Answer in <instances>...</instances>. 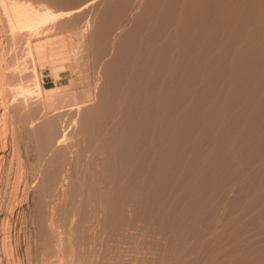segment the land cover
I'll return each instance as SVG.
<instances>
[{"label": "bare ground", "instance_id": "bare-ground-1", "mask_svg": "<svg viewBox=\"0 0 264 264\" xmlns=\"http://www.w3.org/2000/svg\"><path fill=\"white\" fill-rule=\"evenodd\" d=\"M67 2H68V0H66ZM79 1V0H78ZM81 1V0H80ZM79 1V2H80ZM91 1V0H90ZM103 1L104 0H102V3H103ZM112 1V0H111ZM114 1H116V0H114ZM119 1V0H118ZM126 0H124V2H125ZM131 1V0H130ZM136 1V0H135ZM134 1V2H135ZM138 1V0H137ZM149 1H151V2H153L152 0H149ZM158 1H160V0H158ZM158 1H157V3H158ZM66 2V3H67ZM73 2V0L72 1H70L69 2V4L71 5V3ZM82 2L83 1H81V4H82ZM88 2H89V0H88ZM87 2V0H86V3H88ZM108 2H109V0H108ZM120 2H121V0H120ZM126 2H128V1H126ZM125 2V3H126ZM132 2V1H131ZM144 2V1H143ZM148 2V1H147ZM150 2V4L149 3H147V4H149V6H148V10H149V8H151L152 6H151V4H154L155 5V3H151ZM154 2H156V1H154ZM63 3H64V1L63 0H0V8H2V10H3V12L2 11H0V14H1V12L4 14H1L2 16V18L4 19V16H5V23H6V26L5 27H7V29L9 30V36H7L6 35V37L5 38H7V37H10V35L12 36V38H17L18 37V34H17V32H21L22 33V29H23V31H24V29H25V32H26V30L27 31H32V29H36V28H40V27H47V25H49L50 24V22L51 21H55V20H58V18L60 17V18H62L61 16H63V15H65L66 13H68V12H66L63 8H64V5H63ZM75 3V2H74ZM83 3H85V2H83ZM94 3V2H93ZM93 3H92V6H93ZM98 3V2H97ZM104 3H107L106 1L104 2ZM115 3V2H114ZM119 2H117V4H118ZM124 3V4H125ZM133 3V2H132ZM137 3V2H136ZM145 3H146V1H145ZM161 3V5L158 3L157 5H160V7H158V9H155L153 12V14H151L150 15V13L149 12H147L146 11V9H143V10H145V12L144 13H149L147 16L148 17H150V16H152L150 19L149 18H147V20L149 21V24H147L148 25V27H149V30H146V32L147 31H149L148 32V34L145 32V35L146 36H143L142 37V35H140V36H138V37H136V40L134 41V42H132V40L133 39H131V40H129V41H131L130 43L128 42V40L126 41V42H128V47H125L126 45H124V47L121 49L120 47V51H119V53H117V52H115V54H117V60H119V64H116L115 65V69L114 68H110V69H114L116 72H115V75H112V76H114V77H112V80H108V78L106 79V82H110V87L108 86V83H106L107 84V86H108V89L110 88L111 89V91H109V92H112L113 94V96H112V99H113V104L115 103V102H118V97L116 96V94L117 93H119L120 92V90H121V93H122V90L124 89V88H122V89H120L121 87H125V85L127 86L123 91V96H120V99H121V97H123L122 98V100H119V102H121V101H123V106L122 105H117V110H118V107L119 106H122L123 107V112L121 113V114H123V116H121V118L122 117H124V119H125V121H126V124H125V127H122L121 126V128H123V129H120V130H118V131H115V133L111 136V138L109 139L110 140V142H109V144H105V142H103L102 141V146H104L103 145V143L106 145V146H108V145H112V143H111V141H113V140H115L114 141V143L116 142V145H117V143L118 142H120V144L119 145H121V147L120 146H118L119 148H120V150L119 151H117V152H115L116 154H112L111 153V149L108 147V148H106L107 149V151H105V152H107L106 154H109V156H110V154H112V156L114 155V158L116 159V162H115V160H114V158L112 159V160H114L113 162H115L114 164H110V167L108 166V164H107V166L110 168V169H112V170H116V172H119V171H124V169H126V167H128L129 166V164L126 162L127 161V159H130L131 161H129V162H134L135 164H136V166H135V168H134V170H129V172L127 171V173L128 174H126L127 176H129V180L127 181V179H126V182L127 183H124L125 185H123V186H121L122 188H123V190H124V194L123 195H125L124 197H122V195H120L121 196V199L123 200V202H120L119 203V201H118V203H116L117 204V206H115V207H118V204H120L121 205V207L119 206V208H120V210H122V205H125V204H127L129 201H132V200H130L129 199V201H128V198L130 197L129 196V194H128V192H130V191H128L127 192V190H128V188L130 187V185H132V184H136V183H143L144 184V186L145 187H143L142 189L144 190V191H149V194L147 193V195H149V197H147V199H142V200H144V201H141L140 203V207H142V209L143 210H141V212H142V215L145 213V214H147V215H150V219L147 221V222H150V220H155V221H158L162 226H170L171 228H174L175 227V224H174V220L176 219L175 217H174V220H173V216H170L171 217V219L170 218H168V216L166 217L165 215H164V211L162 212L161 211V208H162V206L163 205H167V203L168 204H172V205H176L177 204V202H179V201H177L178 199H179V194L181 193H179V187H181V185H189L190 187H192V189L194 190V194H196V192H197V194H199V189L200 188H202V187H206V188H208V195L210 196V197H212L211 195L212 194H215V192H214V190H215V188L217 189L218 187V185H221V183L219 184V180H220V177L219 176H221L222 174H223V169L225 168L226 170H231L232 168L231 167H233L234 166V158L235 157H237L238 156V153H241V149H243V147L240 149L239 147H241V145H243V144H250L249 146L252 148V154H251V156H253V158L254 157H257L258 155H261V154H264L263 152H264V0H162V2H160ZM56 4V5H55ZM59 4V5H58ZM60 4H62L63 5V8L61 7L62 5H60ZM96 4V3H95ZM95 4H94V6H95ZM99 4V3H98ZM131 4V3H130ZM129 4V5H130ZM141 4V3H140ZM147 4H145V6H147ZM69 5V7H71V9L70 10H72L71 12H74L73 10H74V8H75V6H73V5H71L70 6ZM77 5H78V3H77ZM108 5H110V3L108 4ZM123 5V4H122ZM68 6V5H67ZM91 6V7H92ZM117 6V5H116ZM121 6V5H120ZM119 6V7H120ZM127 6V5H126ZM130 6H133V4L132 5H130ZM139 6V4L137 5V7ZM151 6V7H150ZM86 7V6H85ZM109 7V6H108ZM113 7V6H112ZM118 6L116 7V8H119ZM122 7V6H121ZM125 7V6H124ZM129 7V6H128ZM137 7H135V8H137ZM143 6H141L140 7V10H141V8H142ZM156 7V6H155ZM78 7H76V9H77ZM106 8V7H105ZM104 8V9H105ZM110 9V11H111V7H109ZM134 8V7H133ZM147 8V7H146ZM153 8V7H152ZM76 9H75V12L76 13H78L77 11H76ZM94 9V11H95V8H93ZM101 9V8H100ZM104 9H103V13H104ZM107 9V8H106ZM123 9V8H122ZM83 10H85V9H83ZM108 10V11H109ZM113 10V9H112ZM126 10H128V9H126ZM135 10V9H134ZM138 10V9H137ZM151 10V9H150ZM69 11V10H68ZM86 11V10H85ZM90 11H91V9H90ZM107 11V10H106ZM118 11V10H117ZM119 11H120V8H119ZM125 11V10H124ZM129 11H131V10H129ZM80 12V11H79ZM102 12V11H101ZM100 12V13H101ZM135 12H136V10H135ZM137 12H139V11H137ZM137 12H136V14H137ZM141 12V11H140ZM75 13V14H76ZM82 13V12H81ZM107 14H108V12H106ZM110 13V12H109ZM111 13H113V14H116V12L114 13V12H111ZM128 13V12H127ZM143 13V12H142ZM144 13H143V15H144ZM69 14V13H68ZM74 14V13H73ZM80 14V13H79ZM84 14H86V13H84ZM124 14V13H123ZM141 14V13H140ZM139 14V15H140ZM70 15V14H69ZM68 15V16H69ZM78 15V14H77ZM95 15V14H94ZM105 15V14H104ZM112 15V14H111ZM80 16V15H79ZM84 16V15H83ZM91 16H92V14H91ZM101 16V15H100ZM109 16V15H108ZM124 16V15H123ZM146 16V14H145V16H144V18L142 19V15H140L139 17H138V20H137V23H135L136 25V27H135V29H134V27H133V29H134V31L133 32H129V33H126L127 35H128V37H131L133 34H137L138 35V32L140 31V30H142V31H144L142 28L144 27H142L141 28V25H142V22H143V20L147 17ZM153 16H155V22H153L152 20L154 19V17ZM0 17V18H1ZM78 17V16H77ZM82 17V16H81ZM81 17H80V21L82 20L81 19ZM87 17V16H86ZM93 17V16H92ZM107 17V16H106ZM105 17V18H106ZM114 17V19H115V17L116 16H113ZM59 18V19H60ZM65 19H66V17H64ZM95 18V17H94ZM101 18V17H100ZM102 18H104V17H102ZM124 18V17H123ZM129 18V17H128ZM153 18V19H152ZM64 19V20H65ZM84 19V18H83ZM108 19V18H107ZM107 19H104L105 21L107 20ZM110 19V18H109ZM118 19V18H117ZM117 19H116V21H117ZM136 19V18H135ZM60 20H62V19H60ZM100 20H102V19H100ZM125 20V19H124ZM59 21V20H58ZM103 21V20H102ZM112 21V20H111ZM111 21H108V22H111ZM127 21H129V20H127ZM131 21V20H130ZM152 21V23H150ZM56 22V21H55ZM61 22V21H60ZM63 22V21H62ZM68 22V21H67ZM101 22V21H100ZM118 22V21H117ZM120 22V21H119ZM135 22V21H134ZM144 22H147L146 21V19L144 20ZM143 22V23H144ZM4 22H3V24H5ZM63 23H65V22H63ZM70 23H71V21H70ZM70 23H67V27H68V24L70 25ZM104 23V22H103ZM106 23V22H105ZM128 23V22H127ZM132 23V22H131ZM1 20H0V28H1ZM98 24H99V22H98ZM97 24V25H98ZM101 24H102V22H101ZM113 24V23H112ZM130 24V23H129ZM129 24H128V26H129ZM171 24H172V26H171ZM59 25V24H58ZM61 26H62V24H60ZM83 25V24H82ZM89 25V24H88ZM96 25V26H97ZM104 25V24H103ZM117 25V24H116ZM120 25V24H119ZM122 25V24H121ZM173 25H174V28L175 29H173V30H170V29H168V27L169 26H171V27H173ZM61 26H60V28H61ZM72 26V25H71ZM108 26V25H107ZM118 26V25H117ZM123 26V25H122ZM122 26H121V28H122ZM130 26H131V24H130ZM145 26H146V23H145ZM53 27H55V26H53ZM64 27H65V25H64ZM86 27V26H85ZM101 27H102V25H101ZM109 27H110V25H109ZM132 27V26H131ZM171 27H169V28H171ZM74 28V27H73ZM99 29H100V27H98ZM111 28V27H110ZM114 28V27H113ZM118 28V27H117ZM141 28V29H140ZM147 28V26L146 27H144V29H146ZM4 29V28H3ZM3 29H0V30H3ZM45 29V28H44ZM51 29V28H50ZM59 29V28H58ZM86 29V28H85ZM104 28H102V30H103ZM108 29V28H107ZM107 29H105L104 30V32H106V30ZM115 29V28H114ZM114 29H110V30H114ZM120 29V28H119ZM125 29V28H124ZM151 29V30H150ZM52 30V29H51ZM56 30H57V28H56ZM101 30V29H100ZM102 30L100 31L101 33H103L102 32ZM127 30V29H126ZM129 30H130V28H129ZM175 30V31H174ZM36 31V30H35ZM38 31V30H37ZM86 31V30H85ZM93 31V30H92ZM99 31V30H98ZM97 31V32H98ZM108 31V30H107ZM117 31H119V30H117ZM121 31V30H120ZM132 31V30H131ZM171 31H173V32H171ZM6 32V31H5ZM38 32H40V31H38ZM52 32V31H51ZM57 32V31H56ZM59 32V31H58ZM78 31H76V33H77ZM88 32V31H87ZM89 32H91L90 30H89ZM127 32V31H126ZM141 32V31H140ZM139 32V33H140ZM1 33V32H0ZM43 33H45V32H43ZM49 33V32H48ZM53 33V32H52ZM71 33H73V32H71ZM74 33H75V31H74ZM107 33V32H106ZM122 33V32H121ZM133 33V34H132ZM143 33V32H142ZM141 33V34H142ZM2 34V33H1ZM7 34V33H6ZM17 34V35H16ZM23 34H27V33H23ZM34 34V33H33ZM78 34V33H77ZM77 34H76V38H77ZM109 34V33H108ZM114 34L116 35L117 34V32H114ZM113 34V35H114ZM16 35V36H15ZM82 35V34H81ZM85 34L83 33V36H84ZM100 35V34H99ZM102 35V34H101ZM103 35H104V33H103ZM103 35H102V37H103ZM111 35V34H110ZM113 35H111V36H113ZM19 36H20V34H19ZM24 36H26V35H24ZM27 36H28V34H27ZM31 36V35H30ZM29 36V37H30ZM41 36V35H40ZM74 36V34H72V37ZM86 36V35H85ZM84 36V37H85ZM104 36H106V35H104ZM123 36H125V35H123ZM39 37V36H38ZM69 37V36H68ZM71 37V38H72ZM83 37V38H84ZM91 37V36H90ZM102 37H101V39H102ZM114 37V36H113ZM112 37V38H113ZM122 37V36H121ZM127 37V36H126ZM125 37V38H126ZM127 37V38H128ZM5 38H3V39H5ZM11 37H10V39H12ZM15 38V40H17ZM24 39L26 38V37H23ZM59 38V37H58ZM73 38H75V37H73ZM72 38V39H73ZM108 38V37H107ZM111 38V37H110ZM110 39V40H113V39ZM2 39V40H3ZM55 39V38H54ZM57 39V38H56ZM78 39H79V37H78ZM80 39H82V38H80ZM100 39V40H101ZM106 39V38H105ZM115 39V38H114ZM121 39H123V38H121ZM7 40V39H6ZM15 40H13V41H15ZM22 40V39H21ZM21 40H20V43H21ZM57 40H60V39H57ZM56 40V41H57ZM74 40V39H73ZM83 40V39H82ZM81 40V41H82ZM117 40V39H116ZM5 41V40H4ZM19 41V40H18ZM27 41V40H26ZM46 41L47 40H45L44 41V43H45V45H48V43H46ZM51 40L49 39L48 40V42L49 43H51L50 42ZM55 41V40H54ZM55 41V42H56ZM71 41V40H70ZM107 41V40H106ZM122 41V40H121ZM124 41V40H123ZM161 41V42H160ZM8 42V41H7ZM7 42H5L6 44H7ZM15 42H17V41H15ZM14 42V43H15ZM60 42V41H59ZM78 42V41H77ZM90 42V41H89ZM108 42V41H107ZM112 42V41H111ZM158 42H160L159 44V46L157 47L156 45H155V47H153L154 48V55L153 56H148V58H150L149 60H147V57H145L146 59L145 60H147V63L145 64V63H143L142 61H137V60H135V58L136 57H134V60H135V62H133V60H132V58L133 57H131V52L135 49V48H137L138 50H140V49H142V47L144 48L145 46L147 47L145 50H147L148 49V47L150 48L154 43L155 44H157ZM13 43V44H14ZM18 44H19V42H17ZM44 43L42 42V44L41 45H37V46H35L34 44V47H36V50H38L39 51V53H40V49H42L43 48V45H44ZM82 43V42H81ZM84 43L85 42H83L82 44L84 45ZM93 43H94V41H93ZM103 43V42H102ZM106 43V42H105ZM118 43H120V41L118 42ZM118 43H116V44H118ZM12 44V43H11ZM10 44V45H11ZM17 44V45H18ZM23 44V43H22ZM21 44V45H22ZM29 44H31V43H29ZM71 44H72V42H71ZM92 44V43H91ZM101 44V43H100ZM111 44V43H110ZM115 44V45H116ZM25 45V44H24ZM53 45V44H52ZM72 45H74V44H72ZM89 45H90V43H89ZM106 45V44H105ZM104 45V46H105ZM114 45V44H113ZM7 46H9L8 44H7ZM75 46V45H74ZM73 46V47H74ZM79 46H80V43H79V45H77V47L78 48H76V50L78 49L79 50ZM92 46V45H91ZM94 46V45H93ZM102 46V45H101ZM100 46V47H101ZM108 45H106V47H107ZM110 46H112V44L110 45ZM109 46V47H110ZM118 46V45H117ZM154 46V45H153ZM13 47H16V46H13ZM22 47V46H21ZM29 47V46H28ZM45 47V46H44ZM76 47V46H75ZM80 47H82L83 48V46L81 45ZM84 47H86V46H84ZM98 47L99 46H97V48H96V50H98ZM45 48H47V47H45ZM45 48H43L44 50L43 51H45ZM62 48V47H61ZM126 50H125V49ZM2 49V48H1ZM7 49H9V48H7ZM24 48H22V50H23ZM35 49V48H34ZM103 49V48H102ZM106 49V48H105ZM115 49V48H114ZM126 51V53L125 52H122V51H124V50ZM137 49H135V50H137ZM150 49H152V47L150 48ZM36 50H34V51H36ZM53 50V49H52ZM75 50V49H74ZM75 50V51H76ZM137 50V51H138ZM144 50V49H143ZM4 51V50H3ZM2 51V52H3ZM9 51V50H8ZM8 51H6V52H8ZM10 51H12V50H10ZM25 51V50H24ZM27 51V50H26ZM29 51V50H28ZM37 51V52H38ZM47 51V50H46ZM81 51V50H80ZM90 51V50H89ZM112 51V50H111ZM110 51V52H111ZM150 51V50H149ZM152 51H153V49H152ZM151 51V53H153ZM172 51H174V55H173V57H170V55H169V53L171 52L172 53ZM5 52V51H4ZM15 52V51H14ZM30 52V51H29ZM41 52H42V50H41ZM66 52V51H65ZM82 52V51H81ZM98 52V51H97ZM106 52H108V51H106ZM109 52V53H110ZM144 52V51H143ZM142 52V53H143ZM1 53V52H0ZM24 53V52H23ZM26 53V52H25ZM24 53V54H25ZM48 53V52H47ZM82 53H84V52H82ZM91 53V52H90ZM89 53V54H90ZM99 53V52H98ZM113 53V52H112ZM122 53H123V55H122ZM126 55H125V54ZM137 53V52H136ZM146 53V52H145ZM170 53V54H171ZM5 54V53H4ZM8 54V53H7ZM10 54H13V53H11L10 52ZM49 54V53H48ZM80 54V53H79ZM85 54V53H84ZM104 54V53H103ZM102 54V55H103ZM134 54V56H136V54L135 53H133ZM132 54V55H133ZM139 54H140V52H139ZM173 54V53H172ZM172 54H171V56H172ZM3 55V54H2ZM14 55V54H13ZM72 55V54H71ZM75 55V54H74ZM77 55V54H76ZM95 54H93V56H94ZM148 55V54H147ZM48 55H46V57H47ZM68 56V55H67ZM82 56V55H81ZM98 56H100L101 57V55H98ZM137 56H138V54H137ZM139 56H141V55H139ZM138 56V57H139ZM1 57V61H3L2 60V56H0ZM10 57V56H9ZM14 57H15V55H14ZM38 57V56H37ZM40 57V56H39ZM43 57V56H42ZM75 58H78L79 56H74ZM97 57V56H96ZM111 56L110 55H108V58H110ZM19 58V57H18ZM20 58H22V57H20ZM20 58H19V60H20ZM50 57H48L47 58V60L49 59ZM74 59L73 57H71L70 56V59ZM81 58V57H80ZM79 58V59H80ZM115 58V57H114ZM144 58V57H143ZM173 58V59H172ZM11 59H13V56H12V58ZM25 59V58H24ZM69 59V61H71ZM79 59H78V62H79ZM96 59V58H95ZM115 59V60H116ZM142 59V58H141ZM173 61H172V60ZM16 60V62L14 63V64H16L17 63V59H15ZM18 60V61H19ZM22 60V59H21ZM50 60V59H49ZM100 60V59H99ZM103 60H104V58H103ZM110 60V59H109ZM116 60V61H117ZM143 60V59H142ZM25 61H27V60H25ZM25 61H22L23 63H25ZM77 61V60H76ZM105 61V60H104ZM112 61H113V58H112ZM121 61V62H120ZM136 61L137 62H139V63H136ZM78 62H76L77 64H78ZM103 62V61H102ZM106 62V61H105ZM109 62V61H108ZM144 64V65H146L145 66V68L144 69H142L143 67L141 66V68L139 69V71H137V73L140 75V79L139 80H136V79H134L133 78V76L134 75H131L132 74V72H131V66L133 65V63H136V65L137 64ZM2 63V62H1ZM6 63H8V62H6ZM12 63V62H11ZM21 63V62H20ZM26 63H29V60H28V62H26ZM47 63V62H46ZM73 63H74V61H73ZM75 63V64H76ZM80 63V62H79ZM107 63V62H106ZM13 64V65H14ZM105 64V63H104ZM141 64V65H142ZM2 65V64H1ZM1 65H0V67H1ZM11 65V64H10ZM81 65H83L82 63H81ZM101 65V64H100ZM110 65H111V63H110ZM136 65H133V66H136ZM4 66H5V62H4ZM6 66H9V65H6ZM12 66V65H11ZM15 67H16V65H14ZM18 66V65H17ZM21 67L20 68H22V65H20ZM24 66H26V65H24ZM52 66V65H51ZM107 66H109V64L107 65ZM28 67V66H27ZM31 67H32V65H31ZM81 67H83V66H81ZM100 67V66H99ZM138 67V66H137ZM136 67V68H137ZM12 68H13V66H12ZM11 68V70H14V69H12ZM26 68V67H25ZM33 68H34V66H33ZM78 68H79V66H78ZM98 68V67H97ZM107 69H108V67H106ZM106 68L104 67V69L106 70ZM7 69H9V67H7ZM7 69H5L4 70V68H3V70L5 71V72H7ZM17 69V68H16ZM27 70H28V68H26ZM25 69V70H26ZM31 69V68H30ZM80 69V68H79ZM79 69H78V71H79ZM99 69V68H98ZM104 69H102L103 70V73H104ZM137 69V70H138ZM0 70H2L1 68H0ZM2 70V71H3ZM19 70H21V69H19ZM32 70V69H31ZM76 70V69H75ZM83 70H84V67H83ZM82 70V71H83ZM33 71V70H32ZM85 71V70H84ZM107 71V70H106ZM109 71V70H108ZM111 71V70H110ZM1 72V71H0ZM9 72H12V71H9ZM9 72H7V74L9 73ZM17 72V71H16ZM15 72V73H16ZM20 72V71H19ZM22 72V71H21ZM24 72V71H23ZM23 72H22V74H23ZM26 72V71H25ZM29 73L31 72V71H28ZM28 72H26V73H28ZM34 72V71H33ZM52 72V71H51ZM59 72V71H58ZM79 72H81V71H79ZM79 72H77V74L79 73ZM97 72V71H96ZM14 73V72H13ZM13 73H11V76H12V74ZM85 73H87V72H85ZM84 73V74H85ZM109 73V72H108ZM3 74V73H2ZM1 74V75H2ZM18 74V73H17ZM20 75H22L21 73H19ZM52 74V73H51ZM82 74V73H81ZM84 74H82L83 76H84ZM114 74V73H113ZM165 74H168V75H173L174 76V78H171V79H173V80H171V81H169V80H166L168 77H166V79H164V78H161V76L162 75H164V76H166ZM16 75V74H15ZM105 75V74H104ZM167 75V76H168ZM7 76V75H6ZM31 76H33V75H31ZM98 77H99V75H97ZM107 76V75H106ZM109 76V75H108ZM163 76V77H164ZM177 76V77H176ZM4 77V76H3ZM8 77V76H7ZM9 77H10V75H9ZM17 77V76H16ZM30 77V76H29ZM33 77H35V76H33ZM78 77H80V76H78ZM77 77V78H78ZM82 77V76H81ZM87 77V76H86ZM139 77V76H138ZM171 77V76H170ZM0 78H2L1 76H0ZM11 78H13V77H11ZM15 78V77H14ZM13 78V79H14ZM19 78V77H18ZM23 78V77H22ZM27 78V77H26ZM83 78V77H82ZM16 79V78H15ZM14 79V80H15ZM25 79V78H24ZM24 79H21V80H24ZM85 79V78H84ZM83 79V80H84ZM0 80H2V79H0ZM4 80V79H3ZM8 80V79H7ZM7 80H6V82H7ZM14 80H12L13 82H14ZM30 80H31V78H30ZM36 80H37V77H36ZM35 80V81H36ZM87 80H89L88 78H87ZM96 80H97V78H96ZM105 80V79H104ZM5 81V80H4ZM11 81V80H10ZM26 81H29V80H26ZM78 81V80H77ZM9 82V81H8ZM16 82H18V81H16ZM30 82V81H29ZM33 82V81H32ZM38 82V81H37ZM83 82V81H82ZM4 83V82H3ZM24 83V82H23ZM22 83V84H23ZM87 83V82H86ZM85 83V84H86ZM95 83H96V81H95ZM98 83V82H97ZM15 82H14V87H15ZM29 83H27L26 85H28ZM36 84H38V83H36L35 82V86H36ZM73 84V83H72ZM81 84H83V83H81ZM105 84V85H106ZM133 84H138V89H134L133 88ZM4 85V84H3ZM11 84H9V86H10ZM19 85H21V83L20 84H18V85H16V88H18V89H22L21 88V86H19ZM24 85V84H23ZM31 86H32V84H30ZM34 85V84H33ZM76 85V84H75ZM78 86H79V84H77ZM12 86V85H11ZM10 86V87H11ZM20 88H19V87ZM38 86V85H37ZM36 86V87H37ZM81 86V85H80ZM79 86V87H80ZM92 86H94V85H92ZM96 86V85H95ZM99 86H101V85H99ZM103 86H104V84H103ZM106 86V87H107ZM135 87L137 86V85H134ZM6 87V86H5ZM10 87H8V85H7V89L8 90H10L9 88ZM34 87V86H33ZM35 87V88H36ZM105 86L103 87L104 89L106 88ZM40 88V87H39ZM38 87L36 88V90H38L39 89ZM65 89L66 87H62V89ZM67 88H69V86H67ZM66 88V89H67ZM72 88H73V86H72ZM77 88V87H76ZM87 88V87H86ZM92 88H95V87H92ZM101 88V87H100ZM102 88V89H103ZM133 88V89H132ZM137 88V87H136ZM4 89L5 88H3L2 86H1V81H0V165H2L3 164V162H5L6 161V159L8 158V149L6 148L7 147V145H6V143L4 144V142L1 140L2 139V136H4L5 135V133H6V131H8V128L10 127L9 126V124L11 125V123H9V120L11 121L12 120V115H11V118H9V115L10 114H12V112L13 111H11L10 113H8L11 109H13V110H15V108H17V107H20V105L19 106H17V107H15L14 105V107L13 108H11L10 110H9V108L7 107V104H6V102H8V101H6L5 99V97H4V92L6 91H4ZM59 89V88H58ZM62 89H60V90H57L58 91V93H59V91H60V93L62 92V91H64V90H62ZM88 89V88H87ZM87 89H85V93H84V90H83V93L81 92V94H83V97L85 96V99L87 98V97H89L90 95H88L87 94V92H86V90ZM103 89V93H104V91L107 89H105L104 90ZM107 89V90H108ZM8 90H7V92H8ZM12 90H13V87H12ZM20 90H19V95H18V93H17V95L19 96H17L18 98L17 99H19V100H25V99H22L20 96H23V95H20ZM27 90H29V89H27ZM31 90V89H30ZM35 90V89H34ZM41 90V89H40ZM46 90V89H45ZM70 90V89H69ZM90 89H88V91H89ZM106 90V91H107ZM18 91V90H17ZM16 91V89H15V91H11V93L10 94H13L12 92H17ZM23 91V90H22ZM32 92H33V90H31ZM39 91V90H38ZM37 91V92H38ZM52 91V90H51ZM55 93H53V94H56V90H53ZM72 91V90H71ZM82 91V90H81ZM95 91V90H94ZM23 92H25V91H23ZM22 92V94H24V96H25V94L27 93L28 94V92H25V93H23ZM35 92V91H34ZM33 92V93H34ZM70 92V91H69ZM92 92V91H91ZM90 92V93H91ZM39 93V92H38ZM52 93V92H51ZM51 93H48L47 94V97L48 98H45L44 100V102H45V104H46V100H49V105L50 106H53L54 104L57 106V108H61V110H62V106H59L58 107V103H61V102H64L65 103V101H70V103H69V105L70 106H72V108H70L69 106L67 107V105H65L64 107L66 108H70V109H67V110H73V106H77V105H79V104H81V103H83V101H81V99L80 98H82L83 99V97H82V95H77L76 93H74V92H71V93H66L65 94V92H64V94H63V92H62V94H61V96L60 97H58L59 96V94H58V98H55L54 96L52 97V94ZM100 93H101V91H100ZM5 94H6V92H5ZM9 94V95H10ZM29 94H31V93H29ZM35 94V93H34ZM80 94V93H79ZM102 94V93H101ZM7 95V94H6ZM5 95V96H6ZM8 95V96H9ZM31 95H33V94H31ZM36 95H38L37 93L34 95V97L36 96ZM40 95V94H39ZM95 94H93L92 96H94ZM106 95H109V94H107V92H106ZM119 95V94H118ZM30 96V95H29ZM79 98H78V97ZM105 96V95H104ZM103 96V97H104ZM110 96V95H109ZM16 97V96H15ZM33 97V96H32ZM95 97V96H94ZM108 97V96H107ZM23 98H27V97H23ZM36 98V97H35ZM37 98H39V96L37 97ZM37 98H36V100H37ZM77 98H78V100H77ZM90 99L92 98V97H89ZM89 98H87V100L89 99ZM98 99H99V97H97ZM105 98H106V96H105ZM110 98V97H109ZM117 98V99H116ZM8 99H10V97L8 98ZM13 99H15L14 98V95H13ZM31 99V98H30ZM30 99H27V100H29V103H30ZM95 99V98H94ZM107 99V98H106ZM11 100H12V98H11ZM10 100V101H11ZM33 100V99H32ZM35 100V101H36ZM91 100H93V99H91ZM96 100V99H95ZM94 100V101H95ZM17 101V100H16ZM39 101V100H38ZM40 101H41V99H40ZM84 101H86V100H84ZM99 101H102V100H99ZM107 101V100H106ZM111 101V100H110ZM14 102V101H13ZM13 102L12 103H10V105L11 104H13ZM21 102H23V101H20V103ZM28 101H26L25 103H27ZM32 102V101H31ZM48 102V101H47ZM89 102V101H88ZM9 103V102H8ZM18 102H15V104H17ZM24 103V104H25ZM35 103H37V102H35ZM58 105H57V104ZM100 103H102L103 105H104V103L105 102H100ZM122 103V102H121ZM28 104V103H27ZM30 104H33V103H30ZM38 104V103H37ZM37 104H35V105H37ZM41 106L44 104V103H42V101H41ZM44 104V105H45ZM63 104V103H62ZM92 103H90V105H91ZM101 104V105H102ZM9 105V104H8ZM18 105V104H17ZM34 105V104H33ZM82 105V104H81ZM86 105V104H85ZM95 105V104H94ZM105 105H107V104H105ZM105 105L103 106V108H104V110H102L101 111V106H100V108H97V109H100V111H101V113H104V111H106L105 109ZM5 106L8 108V112H7V109L5 108ZM12 106V105H11ZM29 106V105H28ZM40 106V105H39ZM39 106L37 107V108H39ZM40 106V107H41ZM47 106V104L45 105V107ZM56 106H55V109H57L56 108ZM76 106L74 107V108H76ZM96 106V105H95ZM113 106V105H112ZM21 107H22V105H21ZM24 107H26V106H24ZM36 107V106H35ZM82 107V106H81ZM91 107V106H90ZM99 107V106H98ZM115 107H116V105H115ZM27 108V107H26ZM25 108V109H26ZM33 108V107H32ZM41 108H43V107H41ZM49 108H54V107H46V108H44V109H46V110H48L47 112L49 113V111L51 110V109H49ZM77 108H79V106L77 107ZM108 108V107H107ZM6 109V110H5ZM19 109H21V108H19ZM23 109V108H22ZM40 109V108H39ZM55 109H52V110H55ZM84 109V108H83ZM116 109V108H115ZM119 109H120V107H119ZM236 110L235 112H233V110ZM30 110V109H29ZM51 110V111H52ZM60 110V111H61ZM75 110V109H74ZM79 110V109H78ZM77 110V111H78ZM109 110V109H108ZM20 111V110H19ZM28 111V110H27ZM33 111V110H32ZM34 111H35V108H34ZM36 111H37V109H36ZM41 111H43V110H41ZM57 111H58V109H57ZM59 111V112H60ZM62 111H64V110H62ZM61 111V112H62ZM66 111V110H65ZM84 111H85V109H84ZM88 111V110H87ZM95 111H97L96 109H95ZM100 111L98 112L99 114H100ZM111 111V110H110ZM109 111V113H112V115H114V113L112 112V111H114V110H112L111 112ZM122 111V110H121ZM120 110H118V112H121ZM21 112V111H20ZM39 112H40V110H39ZM45 112V111H44ZM58 112V114H60ZM71 112V111H70ZM73 112V111H72ZM93 112V111H92ZM107 112V111H106ZM115 112V111H114ZM15 113H16V110H15ZM35 113V112H34ZM37 114H39L38 112H36ZM35 113V114H36ZM55 113V112H54ZM67 113V112H66ZM77 113V112H76ZM94 113H97V112H94ZM109 113H107V114H109ZM116 113H117V111H116ZM14 114V113H13ZM23 114H25V113H23ZM26 114H27V112H26ZM45 114V113H44ZM69 114H71V113H69ZM73 114V113H72ZM79 114H81L82 115V117H81V119H82V121H84V122H87V124H86V126H84L85 124H80L81 125V127L79 126V128H81V130H84L83 132L81 131V130H79V131H81L82 133H85V131L87 132V133H89V135L90 136H93L92 134H95V131L97 130V127H99V124H101V123H98L99 122V119L98 118H95L94 116H96V117H99V116H97L98 114H96V115H92V113H87V112H84V113H79ZM120 114V113H119ZM16 116H17V114H15ZM15 115H13V117L15 116ZM34 115V114H33ZM50 115V114H49ZM57 115V114H56ZM61 115V114H60ZM60 115H57V116H60ZM65 115V114H64ZM76 115V114H75ZM116 115V114H115ZM15 116V117H16ZM36 116V115H35ZM43 116V115H42ZM41 116V117H42ZM51 116V115H50ZM52 116H53V114H52ZM61 116H63V114L61 115ZM70 116V115H69ZM72 116V115H71ZM92 116V117H91ZM104 116V115H103ZM111 116V115H110ZM119 116V115H118ZM17 117H19V116H17ZM17 117H16V119H17ZM31 117V116H30ZM95 118V119H98V121H96L97 123H95V121H92V118ZM21 118V117H20ZM23 118V117H22ZM29 118V117H28ZM37 118H38V116H37ZM37 118H35V119H37ZM47 118V117H46ZM66 118V117H65ZM72 119H73V117H71ZM116 118H118V117H116ZM115 118V119H116ZM15 119V118H14ZM25 119H27V118H25ZM44 119V118H43ZM49 120H45L46 122L43 124V125H41V124H39L40 125V127H38L37 128V130H36V136H37V134H38V136H39V138H40V140H41V144H40V146H42V148L44 149V152H45V149H47V153H48V148L50 149V147L51 146H60L61 145V147H65V143H64V145L62 146V142H64V138H65V134L67 133L68 134V132H63V131H65V129L63 130V128H65L63 125H62V127H61V125L59 126V118L58 117H55V118H52L51 117V119L50 118H48ZM75 119V118H74ZM80 119V120H81ZM112 119H113V116H112ZM30 120H32V119H30ZM29 120V121H30ZM34 120V119H33ZM68 120V119H67ZM76 120V119H75ZM75 120H74V122H75ZM78 120V119H77ZM106 120V119H105ZM111 120V119H110ZM119 120H120V118H119ZM21 121V120H20ZM20 121H18L19 123H21ZM69 121V120H68ZM67 121V122H68ZM109 121V120H108ZM113 121H114V119H113ZM117 121V120H116ZM15 121H13L12 120V123H14ZM24 122V121H23ZM33 122V121H32ZM64 122H66L65 120H64ZM63 121H62V123H64ZM66 122V123H67ZM81 122V121H80ZM118 122V121H117ZM122 122V121H121ZM217 122H219V123H217ZM27 123V122H26ZM31 123V122H30ZM30 123H27L26 124V126L29 124V126L27 127V128H31L34 124H32V126H30ZM120 123V122H119ZM15 124V123H14ZM37 124H38V121H37ZM69 124V123H68ZM67 124V125H68ZM106 124V123H105ZM111 124V123H110ZM109 124V125H110ZM122 124V123H121ZM120 124V125H121ZM220 126H219V125ZM13 125V124H12ZM15 125H17V123L15 124ZM20 126H21V124H19ZM23 125H25L24 123H23ZM71 125V124H70ZM75 125V124H74ZM114 125V124H113ZM119 125V124H118ZM123 125H124V123H123ZM216 125H218V127H219V129H218V127L216 126ZM26 126L24 127V128H26ZM38 126V125H37ZM66 126V125H65ZM76 126V125H75ZM104 126V125H103ZM107 126V125H106ZM112 126V125H111ZM116 126V125H115ZM17 127V126H16ZM23 127V126H22ZM36 127V126H35ZM71 127V126H70ZM108 127V126H107ZM110 127V126H109ZM11 128H13V126L11 127ZM19 128V127H18ZM62 128V129H61ZM68 128V127H67ZM66 128V129H67ZM78 128V127H77ZM113 128H115V127H113ZM117 128V127H116ZM217 128V129H216ZM17 129V128H16ZM23 129V128H22ZM61 129V130H60ZM106 129V128H105ZM108 129V128H107ZM21 130V129H20ZM19 130V131H20ZM63 130V131H62ZM68 130V129H67ZM100 130V133H101V128L99 129ZM111 130V129H110ZM117 130V129H116ZM12 131V130H11ZM25 131V130H24ZM27 131V130H26ZM26 131H25V133H26ZM71 131V130H70ZM108 131H109V129H108ZM113 131H114V129H113ZM76 132V131H75ZM98 132V131H97ZM96 132V133H97ZM111 132V131H110ZM109 132V133H110ZM214 132H215V134L217 133V135H215L214 134ZM16 133V132H15ZM29 132H27V134H28ZM64 133V134H63ZM81 133V134H82ZM100 133H98L99 135H100ZM102 133H104V131L102 132ZM105 133H106V131H105ZM70 134V133H69ZM107 135H111V134H108V132L106 133ZM105 134V135H106ZM14 135V134H13ZM17 135V134H16ZM26 135V134H25ZM74 135V134H73ZM76 135H77V133H76ZM78 135H80L79 133H78ZM89 135H87V137L89 136ZM106 135V136H107ZM15 136V135H14ZM14 136H12V137H14ZM21 136V135H20ZM24 136V135H23ZM33 136V135H32ZM35 136V135H34ZM98 136V135H97ZM97 136L96 135H94V137H93V139H96L97 138ZM101 136V135H100ZM103 136V135H102ZM101 136V137H102ZM215 136V137H214ZM11 137V136H10ZM11 137V138H12ZM96 137V138H95ZM10 138V139H11ZM15 138V140H17L16 138V136L14 137ZM19 138V137H18ZM22 138H24V137H22ZM22 138H21V140H22ZM31 138V137H30ZM38 138V139H39ZM66 138H69L68 137V135H67V137ZM70 138H72V137H70ZM100 138V137H99ZM104 138V137H103ZM107 138V137H106ZM35 139H37V138H35ZM82 139V138H81ZM87 139H89V138H87ZM108 139V138H107ZM211 139V141H212V144L210 143V147L208 146L209 145V143H207V142H209V140ZM12 140V139H11ZM28 140V139H27ZM66 140V139H65ZM68 140V139H67ZM66 140V141H67ZM70 141L72 140V139H69ZM74 140H75V138H74ZM92 140V138L90 139V142H92L91 141ZM101 140V139H100ZM106 140V139H105ZM104 140V141H105ZM31 141V140H30ZM69 141V142H70ZM81 141V140H80ZM84 141H85V139H84ZM83 141V142H84ZM94 141V140H93ZM17 142V141H16ZM18 142H19V140H18ZM72 142H73V140H72ZM86 142H88V141H86ZM97 142H99V139L97 140ZM96 141L94 142V143H96V145L98 144ZM101 142V141H100ZM108 142V141H107ZM106 142V143H107ZM31 143V142H30ZM32 143H33V141H32ZM40 143V142H39ZM75 143V142H74ZM78 143V142H77ZM81 143V142H80ZM113 143V144H114ZM207 143V146L209 147V148H211V149H209V153L208 154H204L203 153V151H204V149L202 148V146L203 145H205ZM35 144V143H34ZM34 144H31V145H34ZM86 144V143H85ZM91 144V143H90ZM90 144H89V147H90ZM22 145H24V141H23V144ZM22 145H20L21 146V148H22ZM27 145V144H26ZM25 145V146H26ZM39 145V144H38ZM78 145V144H77ZM82 145H83V143H82ZM88 145V144H87ZM92 145H93V143H92ZM101 145H100V148H101ZM110 145V146H111ZM115 145V144H114ZM115 145V146H116ZM18 147H19V145H17ZM48 146H50V147H48ZM71 146V145H70ZM69 146V147H70ZM74 146H76V145H74ZM113 147V150H114V148L116 149V147ZM226 148H225V147ZM248 146V145H247ZM63 147V148H64ZM93 147V146H92ZM96 147V146H95ZM118 147H117V149H118ZM228 147H230L229 148V150L227 149ZM245 148H246V146H244ZM27 148V147H26ZM35 148H36V146H35ZM70 148H72V147H70ZM77 148V147H76ZM78 148H80L79 147V145H78ZM81 148H83L82 146H81ZM78 149V151L80 152V150H82V149ZM86 148H88V147H86ZM112 148V147H111ZM19 149V148H18ZM39 149H41V148H39ZM52 149H54V150H56L55 148H51L50 150L52 151ZM68 149V146H66V150ZM104 149V148H103ZM109 149V150H108ZM206 149H207V147H206ZM205 149V150H206ZM240 149V150H239ZM248 149H250L249 147H248ZM17 150V149H16ZM53 150V151H54ZM58 150H60V149H58L57 148V152H58ZM62 150V149H61ZM64 150V149H63ZM62 150V151H63ZM77 150V149H76ZM92 150H94V149H92ZM99 150V149H98ZM24 151V150H23ZM22 151V152H23ZM31 151V150H30ZM34 151H36L35 152V155H36V153H37V150H34ZM34 151H33V153H34ZM50 151V152H51ZM53 151L51 152V153H53ZM69 150H67V152H68ZM71 151H72V149H71ZM75 151V150H74ZM83 151V150H82ZM97 150H95V152H96ZM100 151H103V150H100ZM237 151H239L238 153H237ZM243 151V150H242ZM248 151V150H247ZM28 152H29V149H28ZM76 153H77V151H75ZM74 152V153H75ZM78 152V153H79ZM87 152V151H86ZM90 152H92V151H90ZM105 152H104V154H105ZM113 152V151H112ZM206 152H208V151H206ZM19 153V152H18ZM46 153V152H45ZM62 153V152H61ZM80 153H83V152H80ZM85 153V152H84ZM97 153V152H96ZM237 153V154H236ZM243 153V152H242ZM13 154V153H12ZM22 154V153H21ZM24 154H27V153H24ZM39 154H40V152H39ZM65 154V153H64ZM63 154V155H64ZM235 154H236V156H235ZM244 154V153H243ZM242 154V155H243ZM47 155H49V154H47ZM62 155V154H61ZM67 155V154H66ZM66 155H64L65 156V159H67L68 157H66ZM72 155V154H71ZM77 155V154H76ZM82 155V154H81ZM91 155V154H90ZM92 155H93V153H92ZM95 155V154H94ZM97 155V154H96ZM96 155H95V157H96ZM241 155V154H240ZM247 155V154H246ZM25 156H27V155H25ZM29 156V155H28ZM38 156V155H37ZM78 156H79V154H78ZM83 156V155H82ZM85 156V155H84ZM98 156V155H97ZM262 156V155H261ZM264 156V155H263ZM18 157V156H17ZM44 157H46V156H44ZM44 157H42V159L44 158ZM50 157V156H49ZM51 157H53V155H51ZM63 157V156H62ZM76 157V156H75ZM80 157V156H79ZM111 157H110V160H111ZM241 157V156H240ZM249 157H250V155H249ZM20 158H21V156H20ZM37 158V157H36ZM93 158V157H92ZM99 158H100V156H99ZM104 158V157H103ZM244 158H247L245 155H244ZM243 158V160H246V159H244ZM34 159V158H33ZM38 159V158H37ZM36 159V160H37ZM51 159V158H50ZM64 159V160H65ZM70 159V158H69ZM78 159H80V158H78ZM90 159V158H89ZM97 159H98V157H97ZM249 159V158H248ZM252 159V158H251ZM255 159H257V158H254V161H252V163H251V160L249 159V164L251 165H253L254 163H256V160ZM259 159V158H258ZM257 159V160H258ZM261 159V158H260ZM260 159H259V161H260ZM263 159V158H262ZM12 160H13V158H12ZM27 160V159H26ZM25 160V161H26ZM39 160V159H38ZM43 160H48V159H43ZM43 160H41V161H43ZM52 160H53V158H52ZM55 160V159H54ZM53 160V163H56L55 161ZM104 160V159H103ZM237 160V159H236ZM242 160V159H241ZM253 160V159H252ZM19 161H22V160H19ZM19 161L17 162V163H19ZM59 161V160H58ZM63 161V160H62ZM74 161V160H73ZM78 160H76V162H77ZM80 161H81V159H80ZM96 161V160H95ZM97 161H99V160H97ZM234 161V162H233ZM238 161V160H237ZM262 161V160H261ZM24 162V161H23ZM32 162V161H31ZM35 162V161H34ZM50 162H52V161H50ZM83 162V161H82ZM104 163L106 162L105 160L103 161ZM102 162V163H103ZM108 162V161H107ZM110 162H112V161H110ZM233 162V163H232ZM245 161H243V165L244 164H246V162L244 163ZM254 162V163H253ZM264 162V161H263ZM10 163V162H9ZM27 163V162H26ZM33 163V162H32ZM40 163V162H39ZM53 163H50V165L51 164H53ZM66 162L64 161V164H65ZM68 163V162H67ZM79 163V162H78ZM93 163V162H92ZM100 163V162H99ZM217 163V165H218V163H219V165H221V167L219 168L218 166L216 167V169H215V164ZM230 163H232L233 164V166H231L230 165ZM238 163V162H237ZM241 163V162H240ZM259 163V162H258ZM258 163H256L255 165H257ZM22 164V163H21ZM30 164V163H29ZM44 164H48L49 165V163L47 162V163H44ZM57 164L58 163H56L55 165L57 166ZM62 164V163H61ZM60 164V165H61ZM63 164V170L65 169L64 168V165ZM91 164V163H90ZM106 164H104V165H106ZM128 164V166H126ZM249 164H248V166H249ZM264 164V163H263ZM16 165V164H15ZM18 165H20V164H18ZM54 164H53V167L55 166ZM70 165H71V163H70ZM74 165V164H73ZM85 165V164H84ZM99 164H97V166H98ZM230 165V166H229ZM239 165V164H238ZM251 165V166H252ZM10 166V165H9ZM28 166V165H27ZM26 166V167H27ZM33 166V165H32ZM39 167H40V164L38 165ZM42 166H43V164H42ZM41 166V167H42ZM131 167H130V169L132 168L133 169V165L131 164L130 165ZM240 166V165H239ZM248 166H247V168H248ZM262 166V165H261ZM260 166V167H261ZM16 167V166H15ZM35 167V166H34ZM33 167V169H35ZM46 167H48V166H46ZM52 167V168H53ZM58 167H59V165H58ZM68 167H69V165H68ZM77 167H78V165H77ZM96 167V166H95ZM94 167V168H95ZM212 167H214V169H212ZM224 167V168H223ZM227 167H230V168H227ZM241 167V166H240ZM239 167V168H240ZM245 166H243V167H241V169H242V172L243 171H245V170H243V168H244ZM12 168V167H11ZM30 168H32L31 166H30ZM43 168V167H42ZM42 168H40V169H42ZM45 168V167H44ZM60 168H61V166H60ZM60 168H56L57 170L56 171H60ZM66 168H67V165H66ZM104 168V167H103ZM106 168V167H105ZM104 168V169H105ZM247 168H245V169H247ZM249 168H251L250 166H249ZM9 169V168H8ZM17 169V168H16ZM25 169H27V168H25ZM47 169H49V168H47ZM67 169H71V168H67ZM73 169V168H72ZM71 169V170H72ZM74 169H76V167L74 168ZM73 169V170H74ZM89 169V168H88ZM87 169V170H88ZM104 169H103V171H104ZM233 169H236V167L235 168H233ZM232 169V171L234 172V173H237V172H235L234 170ZM241 169H240V171H241ZM18 170V169H17ZM22 170V169H21ZM27 170H29V169H27ZM45 170V169H44ZM54 170H55V168H54ZM63 170H61V171H63ZM66 170V169H65ZM92 170V169H91ZM106 170V169H105ZM109 169H107L106 171H108ZM226 170H225V172H226ZM248 170V169H247ZM259 170V169H258ZM258 170H256V171H258ZM20 171V170H19ZM37 170H35V172H36ZM48 171V170H47ZM49 171H51V170H49ZM48 171V173H50ZM52 171H53V169H52ZM55 171V172H56ZM60 171V172H61ZM78 171V170H77ZM80 171V170H79ZM93 171H94V169H93ZM92 171V172H93ZM96 172H97V169L95 170ZM111 171V170H110ZM178 171H180L182 174H183V178H181L180 176V178L181 179H179V177H178V179H177V176H178ZM236 171H238V168L236 169ZM32 172V171H31ZM40 172H41V170H40ZM43 172H45V171H43ZM58 172H56L55 173V178H56V175H58V174H60V177H61V175L62 174H64V173H58ZM84 172V171H83ZM113 172V171H112ZM125 172V171H124ZM248 172V171H247ZM34 173V172H33ZM33 173H31V174H33ZM37 174H38V171L36 172ZM36 173H34L33 175H36ZM68 173H71V172H69L68 171ZM74 173V172H73ZM72 173V174H73ZM108 173H111V172H109L108 171ZM177 173V174H176ZM7 174H8V171H7ZM17 174V173H16ZM41 174V173H40ZM46 174V173H45ZM53 174V173H52ZM76 174V173H75ZM89 174V173H88ZM95 174V173H94ZM97 174V173H96ZM95 174V175H96ZM101 174H104V172L103 173H101ZM106 174V173H105ZM112 174V173H111ZM121 174V173H120ZM124 174V173H123ZM122 174V175H123ZM249 174V173H248ZM260 174H262V173H260ZM22 175V174H21ZM44 175V174H43ZM48 175L49 174H47V177H48ZM51 175V174H50ZM70 175V174H69ZM77 175H79L78 173H77ZM95 175H93V177L95 176ZM99 175H100V173H99ZM98 175V176H99ZM113 175V174H112ZM114 175H116V177L118 176V173H114ZM121 175V176H122ZM125 174H124V177L126 176ZM223 175H225V173L223 174ZM239 175H241V173H239ZM244 175H245V173H244ZM252 175V174H251ZM16 176V175H15ZM20 176V175H19ZM26 176V175H25ZM54 176H52L53 178H54ZM103 176V175H102ZM110 176V177H109ZM108 177L109 178H111V175H109ZM226 176V175H225ZM227 176H230V174L228 175L227 174ZM260 176H262V175H260ZM259 176V177H260ZM28 177V176H27ZM37 177V176H36ZM58 177V176H57ZM66 177H67V175H66ZM66 177H65V181H66ZM92 177V176H91ZM90 177V178H91ZM92 177V178H93ZM100 177H101V175H100ZM104 177H106V175H104ZM115 177V178H116ZM123 177V176H122ZM122 177H120V178H122ZM224 177V176H223ZM235 177H237V176H235ZM234 177V178H235ZM240 177H242V175L241 176H239L238 178L239 179H241ZM247 177V176H246ZM246 177H245V179H246ZM251 177V179H252V176H250ZM259 177L257 178L258 180H259ZM23 178V177H22ZM21 178V179H22ZM30 178V177H29ZM44 178V177H43ZM49 178V177H48ZM63 178H64V176H63ZM62 178V179H63ZM88 178V177H87ZM94 178H96V176L94 177ZM94 178H93V180H94ZM102 178V177H101ZM107 178V177H106ZM108 178V179H109ZM127 178V177H126ZM193 178V179H192ZM227 178V177H226ZM229 178V177H228ZM233 177H232V179H234ZM261 178V177H260ZM7 179V178H6ZM10 179V178H9ZM18 179V178H17ZM45 179V178H44ZM57 179V178H56ZM60 179V178H59ZM73 179V178H72ZM74 179H75V177H74ZM81 179V178H80ZM82 179H84V178H82ZM81 179V180H82ZM112 179V178H111ZM114 179V178H113ZM118 179V178H117ZM192 179V180H191ZM61 180V179H60ZM90 180H92V179H90ZM96 180H97V178L95 179V182H96ZM103 180V179H102ZM120 180V179H119ZM224 181H225V179H223ZM222 180V181H223ZM226 180H228V179H226ZM230 180V179H229ZM253 180V179H252ZM256 180V179H255ZM254 180V181H255ZM257 180V181H258ZM261 180H263V179H261ZM15 181V180H14ZM18 181H20V180H18ZM34 181V178H33V180L31 179V183ZM43 181V180H42ZM48 181H50V180H48ZM53 181L55 182L56 180H54L53 179ZM58 181V180H57ZM56 181V182H57ZM65 181H63V184H64V182ZM69 181V180H68ZM79 181V180H78ZM77 181V182H78ZM86 181V180H85ZM89 181V180H88ZM104 181H106V182H109L110 180H104ZM233 181H236V180H233ZM243 180H240V182H242ZM255 182V184H256V186L258 187V182H260V181H258V182ZM264 181V180H263ZM262 181V182H263ZM9 182V181H8ZM17 182V181H16ZM44 182V181H43ZM46 182V181H45ZM44 182V183H45ZM54 182H51V183H54ZM61 182V181H60ZM93 182V181H92ZM91 182V183H92ZM98 182H100V180L98 181ZM115 182H117V181H115ZM114 182V184H116ZM120 182H123L122 180L120 181ZM125 182V181H124ZM261 182V183H262ZM7 183V182H6ZM20 183V182H19ZM24 183V182H23ZM27 183V182H26ZM48 183V182H47ZM58 183H59V181H58ZM71 183H72V181H71ZM74 183V182H73ZM80 183V182H79ZM89 183V182H88ZM109 183H111V182H109ZM109 183H107V184H109ZM119 183V182H118ZM117 183V185L119 186V184ZM132 183V184H131ZM145 183H146V185H145ZM238 183V182H237ZM245 183V182H244ZM250 184H251V182H249ZM253 183V182H252ZM43 184V183H42ZM46 184V183H45ZM56 184V183H55ZM53 184V186H56V185H58L59 187H60V185H61V187H62V184ZM77 184V183H76ZM95 184V183H94ZM100 183H98V185H99ZM103 184V183H102ZM104 184H105V182H104ZM114 184H113V182H112V185L114 186ZM123 184V183H122ZM230 184H231V182H230ZM234 184H236V183H234ZM241 184V183H240ZM246 184H248V183H246ZM254 184V185H255ZM1 185V184H0ZM14 185V184H13ZM48 185V184H47ZM70 185V184H69ZM72 185H74V184H72ZM81 185V184H80ZM82 185H83V183H82ZM81 185V186H82ZM85 185H88V184H85ZM96 185H97V183H96ZM97 185V186H98ZM101 185V184H100ZM112 185H110L111 187H113ZM17 186V185H16ZM31 186V185H30ZM91 186H92V184H91ZM95 186V185H94ZM96 186V187H97ZM103 186H106V185H103ZM116 186V185H115ZM114 186V187H115ZM129 186V187H128ZM139 186V185H138ZM233 186V185H232ZM234 186H236V185H234ZM239 186V185H238ZM243 186H244V184H243ZM264 186V185H263ZM64 187V186H63ZM83 187V186H82ZM89 187V186H88ZM100 187V186H99ZM98 187V188H99ZM120 187V186H119ZM120 187V188H121ZM135 187H136V185H135ZM190 187H187V188H189L190 189ZM220 187V186H219ZM223 187V186H222ZM225 187V186H224ZM223 187V188H224ZM245 188H246V186H244ZM256 187V188H257ZM24 188V187H23ZM45 188V189H44ZM43 189L44 190H46V188H48L46 185H45V187H44ZM55 188H57V189H61V188H58V187H55ZM73 188V187H72ZM71 188V189H72ZM75 188H78V186L77 187H75ZM80 188V187H79ZM92 188V187H91ZM107 188H109V186H107ZM116 188V187H115ZM133 188V186L131 187V189ZM136 188H140V187H136ZM221 188V187H220ZM222 188V189H223ZM242 188V187H241ZM254 188V187H253ZM24 189H26V188H24ZM64 189V188H63ZM86 189H87V187H86ZM89 189H90V187H89ZM93 191L95 192V187H93ZM101 189V188H100ZM106 189V188H105ZM110 189V188H109ZM119 189V188H118ZM127 189V190H126ZM137 189V190H138ZM181 189H183L182 187H181ZM219 189V188H218ZM231 189V188H230ZM248 189L249 190H252V188H250V186H249V184H248ZM261 189H263V188H261ZM260 189V186H259V190H261ZM27 190V189H26ZM49 190H53L52 188H50ZM48 189L46 190V192L47 191H49ZM55 190V189H54ZM54 190L52 191V193L54 192ZM66 190V189H65ZM73 190V189H72ZM71 190V191H72ZM77 190V189H76ZM90 190H92V189H90ZM90 190H87V193H88V191L90 192ZM111 190V189H110ZM126 190V191H125ZM132 190H134V189H132ZM136 190V191H137ZM139 190H141V188L139 189ZM192 190V191H193ZM232 190H234L233 188H232ZM238 190V189H237ZM242 190H244V188L242 189ZM246 191H247V188L245 189ZM249 190L247 191L248 193H253V192H258V191H256L255 189H253V190H255V191H251V192H249ZM28 191V190H27ZM42 191V190H41ZM71 191H70V193H71ZM92 191V192H93ZM97 191V190H96ZM99 191V190H98ZM108 191V190H107ZM112 191H114V189H112ZM112 191H109V192H111L112 193ZM116 192H117V190H115ZM114 191V192H115ZM119 191H120V189H119ZM136 191H134L135 193H137ZM142 191V190H141ZM144 191H143V193H144ZM146 191V192H147ZM176 191V192H175ZM177 191H178V195H177ZM188 191V190H187ZM199 191V192H198ZM202 191V190H201ZM215 191H217V190H215ZM239 191V190H238ZM262 191V190H261ZM264 191V190H263ZM63 192V191H62ZM75 192H77V191H75ZM78 192H80V191H78ZM83 191H81V193H82ZM92 192H90V194L92 193ZM101 192V191H100ZM115 192V193H116ZM122 192V189H121V191H120V193ZM132 192V191H131ZM133 192V193H134ZM139 192V191H138ZM145 192V193H146ZM190 193H191V191H189ZM231 192V191H230ZM244 192V191H243ZM242 192V193H243ZM246 192V193H247ZM27 193H29V192H27ZM55 193H56V191H55ZM55 193H53L54 195H55ZM65 193V192H64ZM103 193H106V191L105 192H103ZM110 193V194H111ZM143 193H141V196H143L142 194ZM145 193H144V195H145ZM183 193V192H182ZM186 193V192H185ZM201 193V192H200ZM203 193H204V190H203ZM218 193H221V192H218ZM218 193H216L217 195H218ZM229 193V192H228ZM236 193V192H235ZM238 193V192H237ZM40 194V193H39ZM42 194V196L43 195H45V194H43V193H41ZM49 195L51 194V193H48ZM60 194H61V192H60ZM66 194V193H65ZM64 194V195H65ZM75 194V193H74ZM77 194V193H76ZM85 194V193H84ZM90 194H88L89 196H90ZM107 194H109V193H107ZM113 194V193H112ZM117 194V197H118V193H116ZM140 194V193H139ZM189 193H187L186 195H188ZM197 194H196V196H197ZM202 194V193H201ZM222 194V193H221ZM231 194V193H230ZM234 194V193H233ZM232 194V195H233ZM244 194V193H243ZM253 194H255V193H253ZM257 194V193H256ZM260 194V193H259ZM262 194L264 195V193L262 192ZM19 195V194H18ZM37 195V194H36ZM47 195V194H46ZM46 195H45V197H46ZM62 195V194H61ZM64 195H62V196H64ZM70 195V194H69ZM88 195H87V197H88ZM91 195H95L94 193L93 194H91ZM98 195H99V192H98ZM105 195V194H104ZM114 195V194H113ZM112 195V196H113ZM147 195H145L144 197H146ZM180 195H183V194H180ZM185 195V196H186ZM200 195V194H199ZM205 195H206V193H205ZM208 195H206V200L209 198H207V196ZM226 195V194H225ZM240 195H242L241 194V192H240ZM245 196H246V194H244ZM248 196L250 195V194H247ZM252 195V194H251ZM261 195V194H260ZM41 196V195H40ZM48 196V195H47ZM53 196V195H52ZM55 196H57V195H55ZM55 196H53V200H55ZM66 196H67V194H66ZM71 196V195H70ZM75 196V195H74ZM103 195H101V197H102ZM106 196H108V195H106ZM136 196V195H135ZM202 196H204V195H202ZM201 196V197H202ZM229 196V195H228ZM231 196V195H230ZM238 196V195H237ZM1 197V196H0ZM14 197V196H13ZM30 197V196H29ZM33 197V196H32ZM76 197V196H75ZM110 197V196H109ZM109 197H105L104 199H111V197L109 198ZM136 197H138V195L136 196ZM140 197V196H139ZM188 197V200H189V196H187ZM186 197V198H187ZM194 197V196H193ZM198 197V196H197ZM200 197V196H199ZM216 197H218V196H216ZM224 197V196H223ZM222 197V198H223ZM227 197V196H226ZM257 197H259V196H257ZM263 197V196H262ZM261 196H260V198H262ZM31 198V197H30ZM34 198V197H33ZM32 198V199H33ZM58 198V197H57ZM62 198V197H61ZM77 198H78V194H77ZM99 198H100V195H99ZM116 198V197H115ZM114 198V196H113V199H115ZM120 197H118V199H119ZM142 198V197H141ZM182 198H183V196L182 197H180V199L182 200ZM204 199H205V196L203 197ZM233 198H234V196H233ZM249 198V197H248ZM5 199V198H4ZM31 199V200H32ZM37 199H38V197H37ZM43 199H44V196H43ZM42 199V197H41V199H39V200H41L39 203H37V204H42L43 202H44V200ZM47 199V198H46ZM67 199V198H66ZM100 199H102V198H100ZM99 199V200H100ZM120 199V200H121ZM136 199V198H135ZM190 199H192L191 197H190ZM211 199V198H210ZM209 199V200H210ZM213 199V198H212ZM220 199L221 198H219L218 199V201L219 202H221L220 201ZM245 199V198H244ZM9 200V199H8ZM27 200V199H26ZM30 200V201H31ZM42 200H43V202H42ZM62 200V199H61ZM75 200V199H74ZM82 200V199H81ZM96 200H97V198H96ZM98 200V201H99ZM112 200V199H111ZM116 200V199H115ZM141 200V199H140ZM139 200V201H140ZM180 200V201H181ZM183 200H184V198H183ZM187 200V199H186ZM183 201L184 203L185 202H187V201ZM223 200V199H222ZM226 200V199H225ZM243 200V199H242ZM241 200V201H242ZM249 200V199H248ZM250 200H252V198H250ZM36 200H34V202H35ZM51 201V200H50ZM89 201V200H88ZM94 203H95V198H94ZM93 201H92V198H91V205L93 204ZM102 201V200H101ZM105 201V200H104ZM106 201H109L110 202V200H106ZM105 201V202H106ZM114 200H112L111 202H113ZM117 201V200H116ZM138 200H137V203L139 202ZM191 201V200H190ZM194 201H196L197 202V199H193L192 200V202H190V203H194L195 204V202ZM200 201V200H199ZM198 201V202H199ZM212 201V200H211ZM211 201H209V202H211ZM217 201V200H216ZM254 201V200H253ZM258 201V200H257ZM10 202V201H9ZM36 202H38V200L36 201ZM42 202V203H41ZM47 202V201H46ZM73 203H75L74 201H72ZM71 202V203H72ZM86 202V201H85ZM90 202V201H89ZM88 202V203H89ZM100 202V201H99ZM110 202V203H111ZM127 202V203H126ZM136 201H134L133 203H135ZM202 203H203V199H202V201H201ZM200 202V203H201ZM218 202V203H219ZM234 202V201H233ZM254 202H256V201H254ZM27 203V202H26ZM45 203V202H44ZM51 203V202H50ZM60 203V202H59ZM80 203V202H79ZM82 203H84L83 201H82ZM98 203V202H97ZM104 203V202H103ZM108 203V202H107ZM110 203H109V206H112V205H110ZM130 203V202H129ZM129 203H128V205H129ZM181 203V202H180ZM184 203H182V205L184 204ZM188 203V202H187ZM200 203L198 204V203H196V205L198 204V205H200ZM201 203V204H202ZM205 203V202H204ZM211 203H213V202H211ZM216 203V202H215ZM223 203H224V201H223ZM228 203V202H227ZM242 203H243V201H242ZM245 203V202H244ZM248 203H249V201H248ZM247 203V204H248ZM252 203V202H251ZM258 203V205H259V201L257 202ZM47 204V203H46ZM52 204V203H51ZM76 204H78V203H76ZM111 204H113V203H111ZM171 204H170V206H171ZM208 204V203H207ZM210 204V203H209ZM219 204H221V203H219ZM230 204V203H229ZM236 204V203H235ZM234 204V205H235ZM238 204V203H237ZM261 204V203H260ZM264 204V203H263ZM1 205V204H0ZM35 205V204H34ZM89 205V204H88ZM94 205L95 204H93V208H94ZM106 205H108V204H106L105 203V206ZM127 205V206H128ZM138 205V204H137ZM177 205H180L179 203L177 204ZM188 205L189 204H187V206L186 207H188ZM190 205H192V204H190ZM189 205V206H190ZM198 205L196 206V207H198ZM203 205V204H202ZM205 205V204H204ZM211 205V204H210ZM228 205V204H227ZM226 205V206H227ZM231 205V204H230ZM248 205H250V204H248ZM255 205H256V203H255ZM254 205V206H255ZM262 205V204H261ZM38 206V205H37ZM43 206V205H42ZM50 205H48V207H49ZM55 206V205H54ZM72 206V205H71ZM76 206V205H75ZM81 206V204L79 205V207ZM86 206H87V203H86ZM126 206V207H127ZM131 206V205H130ZM133 206V205H132ZM136 206V205H135ZM184 206L185 205H183V209L184 210H186V207L184 208ZM195 206V205H194ZM209 206V205H208ZM214 206V205H213ZM219 207H220V205H218ZM223 207V208H227V207ZM238 206V205H237ZM239 206H241V205H239ZM251 206H253V204L251 205ZM15 207V206H14ZM45 207V206H44ZM52 207V206H51ZM84 207H85V204H84ZM96 207V206H95ZM113 207V206H112ZM111 207V208H112ZM123 207H125V206H123ZM138 208H139V205L137 206ZM137 207H135L136 208V210L138 209ZM168 207V206H167ZM174 207V206H173ZM173 207H171V210L173 209ZM176 207V206H175ZM174 207V208H175ZM193 208L194 209V207L193 206H190L189 207V209L190 208ZM201 207V206H200ZM198 208L199 210L202 208ZM222 207V206H221ZM229 207H231V206H229ZM228 207V208H229ZM248 207H250V206H248ZM256 207H258V206H256ZM255 207V208H256ZM260 207V206H259ZM258 207V208H259ZM264 207V206H263ZM6 208H7V205H6ZM71 208V207H70ZM90 208H92L91 206L89 207V209ZM104 208H106V207H104ZM131 208V207H130ZM164 208V207H163ZM165 208H166V206H165ZM179 208H182L181 207V205H180V207ZM231 208H233V207H231ZM247 208V207H246ZM10 209V208H9ZM38 209H40V206H39V208ZM44 209V208H43ZM58 209V208H57ZM65 209V208H64ZM74 209V208H73ZM80 209V208H79ZM82 209V208H81ZM113 209V208H112ZM189 209H187V210H189ZM193 209H192V211H193ZM211 209H213V208H211ZM222 209V208H221ZM235 209H238V208H235ZM234 209V210H235ZM249 209V208H248ZM254 209V208H253ZM48 210H49V208H48ZM88 210V209H87ZM87 210H83L84 212H86ZM94 210H96L95 208H94ZM93 210V211H94ZM119 210V211H120ZM126 209L124 208V210L123 211H125ZM134 210V209H133ZM135 210V211H136ZM170 210V209H169ZM174 210V209H173ZM175 210H177V212L179 213L180 211H178V207L175 209ZM180 210V209H179ZM214 210V209H213ZM217 210V209H216ZM215 210V212H217ZM229 210V209H228ZM243 210H246V209H244L243 208ZM251 210V209H250ZM256 210V209H255ZM6 211V210H5ZM29 211V210H28ZM32 211V210H31ZM39 211V210H38ZM41 212H37L36 211V213H39V215H40V213H42V208H41V210H40ZM47 211V210H46ZM45 211V212H46ZM82 211V210H81ZM90 212H91V214H92V217H94L95 218V220L97 221L98 220V222H99V219H96V216L100 213L99 211V213L97 214V210L95 211L96 212V214L93 212L92 213V210L90 209L89 210ZM100 211H102V210H100ZM113 211V215H114V212H116L114 209L112 210ZM122 211V212H123ZM135 211H133V212H135ZM144 211V212H143ZM166 211V210H165ZM183 211V210H182ZM191 210H189V212H190ZM196 211V212H195ZM195 211H193L192 213H196L197 214V212H199V211H197V210H195ZM222 211V210H221ZM253 211V210H252ZM258 212H259V210H257ZM261 211H262V209H261ZM263 211H264V209H263ZM59 212V211H58ZM62 212V211H61ZM73 212V211H72ZM90 212H87L86 214L88 215V218H89V215L90 214H88V213H90ZM109 212V211H108ZM189 212H187L186 211V213H189ZM243 212V211H242ZM246 212V211H245ZM5 213H7V212H5ZM33 213V212H32ZM36 213H35V216H36ZM47 213V212H46ZM48 213H50V212H48ZM127 213V212H126ZM174 213V212H173ZM182 213V212H181ZM191 213V214H192ZM224 213H225V211H224ZM223 213V214H224ZM252 213V212H251ZM257 213V212H256ZM260 213V212H259ZM262 213V212H261ZM52 214V213H51ZM50 214V215H51ZM63 214V213H62ZM68 215H69V213H67ZM71 214V213H70ZM78 214V213H77ZM84 214V213H83ZM86 214H84L85 216H86ZM94 214V215H93ZM102 214H103V216H105L106 217V215H104L105 214V212L103 213L102 212ZM101 214V215H102ZM118 214H120V213H118ZM118 214H115V218H118V217H122V218H125V216L124 215H122V216H120V215H118ZM123 214H124V212H123ZM133 214V213H132ZM166 214V213H165ZM175 214H176V211H175ZM174 214V215H175ZM180 214V213H179ZM179 214H177V218H178V215ZM185 214V213H184ZM191 214H189L190 216H191ZM194 214H192V215H194ZM215 214H218V213H215ZM220 214V213H219ZM226 214H228V212H227V209H226ZM234 214V213H233ZM238 213L236 212V215H237ZM254 214V213H253ZM42 215V217H40V220L43 218V215H45V213L43 212V214H41ZM50 215H49V217H50ZM74 215H75V212H74ZM73 215V216H74ZM79 215H80V212H79ZM82 215V214H81ZM96 215V216H95ZM100 215V214H99ZM113 215H111L112 216V218H113ZM118 215V216H117ZM128 215H130V214H128ZM136 215H137V213H136ZM141 215V216H142ZM173 215V214H172ZM182 215V214H181ZM213 215V214H212ZM225 215V214H224ZM224 215H221V217L222 216H224ZM235 215V216H236ZM262 215V214H261ZM16 216V215H15ZM34 216V217H35ZM46 216H48V215H46ZM57 216V215H56ZM71 216V215H70ZM83 216V215H82ZM82 216H81V218H82ZM109 216V213H108V215H107V217ZM117 216V217H116ZM134 216H135V213H134ZM133 216V217H134ZM138 216V215H137ZM136 216V217H137ZM139 216H140V214H139ZM141 216L139 217V218H141ZM176 216V215H175ZM184 216V215H183ZM182 216V217H183ZM210 216V218H211V215H209ZM241 216V215H240ZM244 216V215H243ZM256 216V215H255ZM263 216H264V214H263ZM25 217V216H24ZM52 217H54V216H52ZM61 217V216H60ZM66 217V216H65ZM78 217V216H77ZM99 217V216H98ZM106 217V218H107ZM136 217H135V220H137L136 219ZM148 217V216H147ZM180 217V216H179ZM185 217V216H184ZM213 217V216H212ZM230 217V216H229ZM234 217V216H233ZM238 216H236L235 218H237ZM259 217V216H258ZM37 218H39V217H37ZM37 218H35V219H37ZM45 218V217H44ZM64 218V217H63ZM67 218V220H68V217H66ZM86 218H87V216H86ZM85 218V219H86ZM90 218H91V216H90ZM93 218V219H94ZM102 219H103V217H101ZM106 218L103 220V221H105L106 220ZM122 218H121V220H122ZM128 218V217H127ZM138 218V217H137ZM146 218V217H145ZM189 218V217H188ZM191 218H192V216H191ZM199 218H201V217H199ZM203 218H204V216H203ZM205 218H206V216H205ZM203 219V220H206V219ZM208 218V217H207ZM214 218V217H213ZM217 218V217H216ZM219 218V217H218ZM223 218V217H222ZM226 218V217H225ZM231 218V217H230ZM239 218V217H238ZM243 218V217H242ZM244 218H245V216H244ZM249 218V217H248ZM49 219V218H48ZM52 219V218H51ZM54 219V218H53ZM61 219H62V217H61ZM61 219H59L60 221H61ZM83 219H84V216H83ZM82 219V220H83ZM92 219V220H93ZM110 219V218H109ZM119 219V218H118ZM143 219H144V217H143ZM181 219V218H180ZM194 221H195V216H194ZM197 219V218H196ZM232 219V218H231ZM34 220V219H33ZM40 220L38 219V221L40 222ZM43 221H45L44 219H42ZM50 220V219H49ZM48 220V221H49ZM114 220V219H113ZM112 220V221H113ZM120 220V219H119ZM126 220V219H125ZM134 220V219H133ZM139 220V219H138ZM137 220V221H138ZM142 220V219H141ZM177 220V219H176ZM175 220V223H177V221ZM186 220H188L187 218H186ZM189 220H191L190 218H189ZM211 220V219H210ZM219 220V219H218ZM224 220V219H223ZM233 220H234V218H233ZM237 220V219H236ZM3 221V220H2ZM5 221V220H4ZM35 221V220H34ZM34 221H32L33 223H34ZM42 221V222H43ZM64 221V220H63ZM69 221V220H68ZM70 221H72V220H70ZM85 221V220H84ZM88 221V223H89V219L87 220ZM102 221V220H101ZM116 221H117V219H116ZM116 221H113V222H115V224L117 223ZM123 221H124V219H123ZM140 221V220H139ZM146 221V220H145ZM171 221H173V222H171ZM201 221V220H200ZM31 222V223H32ZM41 222V224H39L40 226H42L44 223H42ZM46 222V221H45ZM54 222V221H53ZM52 222V220L48 223L49 224V226H51V224L53 223ZM56 222V221H55ZM55 222H54V224H55ZM86 222V221H85ZM106 222H109L108 220H106ZM127 223H128V220L126 221ZM158 222H156V223H158ZM189 222V221H188ZM195 222H197V220L195 221ZM199 222V221H198ZM197 222V223H198ZM203 222V221H202ZM206 222V221H205ZM256 222V221H255ZM263 222V221H262ZM29 223V222H28ZM30 223V224H31ZM51 223V224H50ZM58 223V222H57ZM71 223V222H70ZM82 223H83V221H82ZM87 223V222H86ZM104 223V222H103ZM122 223V222H121ZM126 223V224H127ZM129 223H130V220H129ZM128 223V224H129ZM133 223V222H132ZM137 223V222H136ZM178 223H179V220H178ZM178 223L176 224V226H178ZM35 224H36V222H35ZM37 224H38V222H37ZM62 224H63V222H62ZM90 224H92V223H90ZM98 224V223H97ZM97 224H95L96 226H97ZM100 224H102V222L100 223ZM100 224H99V228H101L100 227ZM187 224V223H186ZM194 224V227H195V223H193ZM193 224H191V225H193ZM206 224V223H205ZM211 224H212V222H211ZM211 224H209V226L208 227H210V225ZM216 224V223H215ZM236 224H237V222H236ZM264 224V223H263ZM33 225V224H32ZM31 225V226H32ZM56 225V224H55ZM55 225H53L54 227H55ZM59 224H57V226H58ZM67 225V224H66ZM69 226L71 225V224H68ZM80 225V224H79ZM82 225V224H81ZM83 225H84V223H83ZM82 225V226H83ZM105 225V224H104ZM108 225V224H107ZM110 225V224H109ZM121 225V224H120ZM130 225V224H129ZM136 225V224H135ZM146 225V224H145ZM196 225H198V224H196ZM226 225V224H225ZM253 225V224H252ZM21 226V225H20ZM45 226H46V228H47V222H46V224L44 225V226H42L43 228H36L37 230H42L43 231V229H45ZM63 226H64V224H63ZM69 226H68V228H69ZM78 226V225H77ZM81 226V227H82ZM95 226V227H96ZM102 226H103V224H102ZM111 226V225H110ZM109 226V227H110ZM115 226H118L117 224L115 225ZM122 226H123V228L124 227H127L126 225L124 226V222H123V224H122ZM164 226V227H165ZM172 226H174V227H172ZM180 226V225H179ZM188 226V225H187ZM204 226H206V225H204ZM219 226V225H218ZM227 226V225H226ZM236 226V225H235ZM234 226V227H235ZM244 227H245V224L243 225ZM254 226V225H253ZM34 227V226H33ZM36 227V226H35ZM59 227H61V225L59 226ZM80 227V228H81ZM109 227H107V228H104V229H108L109 230ZM129 227V226H128ZM127 227V228H128ZM135 227V226H134ZM138 227V226H137ZM148 227V226H147ZM170 227L168 228L170 231H171V229H170ZM192 227V226H191ZM193 227V228H194ZM228 227H229V224H228ZM49 228V227H48ZM62 228V227H61ZM67 228V229H68ZM70 228H72L71 226H70ZM76 228V227H75ZM92 228V227H91ZM102 228V229H103ZM118 228H119V226H118ZM121 229H122V227H120ZM120 228H119V230H120ZM126 228V229H127ZM136 228V227H135ZM151 228V227H150ZM163 228V227H162ZM179 228H181V226L179 227ZM178 228V229H179ZM212 228H213V226H212ZM217 228V227H216ZM220 228V227H219ZM50 229H51V227H50ZM56 229H57V227H56ZM76 229H78V228H76ZM96 229H98V228H96ZM103 229V230H104ZM110 229H111V227H110ZM116 229V228H115ZM154 229V228H153ZM175 229L176 228H174L173 230L175 231ZM206 229H208V228H206ZM215 229V228H214ZM229 229H231V228H229ZM255 229V228H254ZM264 229V228H263ZM34 230V229H33ZM47 230V229H46ZM64 230H65V227H64ZM64 230H62V232L64 231ZM74 230V229H73ZM72 230V231H73ZM78 230H80V229H78ZM86 230H89V229H86ZM92 230V229H91ZM94 230V229H93ZM113 230H114V228H113ZM123 230V229H122ZM122 230H120V233L122 232ZM129 230V229H128ZM151 229H149V231H150ZM158 230V233H161L162 234V232L160 231V229L158 228V229H156L155 231H157ZM162 230V229H161ZM172 230V231H173ZM197 230V229H196ZM202 230V229H201ZM212 230V229H211ZM211 230H209V231H211ZM226 230V229H225ZM234 230V229H233ZM246 230V229H245ZM253 230V229H252ZM19 231V230H18ZM47 231H49V229L47 230ZM47 231H46V233H47ZM55 231V229H52L51 230V232H54ZM59 231V230H58ZM61 231V230H60ZM83 231V230H82ZM100 231H102V230H100ZM115 232H116V230H114ZM125 231V230H124ZM133 231V230H132ZM152 231V230H151ZM154 231V230H153ZM162 231H164V230H162ZM167 231V230H166ZM169 231V232H170ZM178 231V230H177ZM183 231V230H182ZM181 231V232H182ZM204 231H206V230H204ZM203 231V232H204ZM242 231H244V230H242ZM259 231V230H258ZM16 232V231H15ZM21 232V231H20ZM50 231L48 232V236L50 237L49 239H50V241L49 242H51V237L53 238V236H51L50 235V233H51ZM69 232V231H68ZM97 232V231H96ZM144 232V231H143ZM168 232V231H167ZM168 232V233H169ZM176 232V231H175ZM174 232V233H175ZM180 232V231H179ZM190 232H191V230H190ZM214 232V231H213ZM213 232H212V234H213ZM227 232H228V230H227ZM251 232V231H250ZM254 232V231H253ZM30 233V232H29ZM43 233V232H42ZM45 232L43 233V236L46 234ZM55 234H56V232H54ZM73 233V232H72ZM71 233V234H72ZM80 232H78V234H79ZM88 233V232H87ZM90 233V232H89ZM94 233H95V231H94ZM93 233V234H94ZM118 233V232H117ZM147 233V232H146ZM151 233V232H150ZM164 233V232H163ZM168 233H166V234H168ZM186 233H187V231H186ZM192 233V232H191ZM197 233H198V231H197ZM208 233V232H207ZM223 233V232H222ZM34 234H37V233H35L34 232ZM60 234V233H59ZM58 234V235H59ZM67 234V233H66ZM70 234V233H69ZM91 234H92V232H91ZM101 234V233H100ZM99 234V235H100ZM103 234H105L106 235V233H103ZM108 235H109V233H107ZM112 234V233H111ZM113 234H114V232H113ZM132 234V233H131ZM165 234V235H166ZM179 234V233H178ZM251 234V233H250ZM256 234V233H255ZM1 235H3V234H1ZM37 235H39V231H38V234ZM41 235V234H40ZM62 235V234H61ZM65 235V234H64ZM63 235V237H65ZM73 235H75V234H73ZM81 235V234H80ZM79 235V236H80ZM86 235V234H85ZM96 235V234H95ZM97 235H98V233H97ZM102 235V234H101ZM108 235H107V237H108ZM116 235H119V234H116ZM133 235V234H132ZM152 235V234H151ZM173 235V234H172ZM171 235V236H172ZM188 235V234H187ZM200 235V234H199ZM198 235V236H199ZM216 235V234H215ZM228 235V234H227ZM227 235H226V237H227ZM231 235V234H230ZM249 235V234H248ZM8 236V235H7ZM48 236L46 237V235L43 237V240L41 241L44 245L45 244H47V243H44L43 241L44 240H48ZM57 237V235H54V237ZM60 236V235H59ZM67 236V235H66ZM79 236H77L76 237V240L77 239H81L82 238V235H81V238H79ZM120 236V235H119ZM131 236V235H130ZM168 237H169V235H167ZM166 236V237H167ZM170 236V237H171ZM177 236V235H176ZM189 236H191V235H189ZM194 236H196V235H194ZM206 236H207V234H206ZM212 236H214V235H212ZM239 236V235H238ZM245 236H247V235H245ZM251 236V235H250ZM261 236V235H260ZM4 237V236H3ZM9 237V236H8ZM33 237V236H32ZM47 238V239H44V238ZM56 237H55V239H56ZM62 237V236H61ZM61 237H60V239H61ZM71 237V236H70ZM73 237H75V236H73ZM73 237H72V240H74L73 239ZM91 237H92V239H93V236L91 235ZM114 237V236H113ZM127 237V236H126ZM134 237V236H133ZM154 237V236H153ZM161 237V236H160ZM165 237V236H164ZM167 237V239H170V238H168ZM175 237V236H174ZM173 237V238H174ZM180 237V236H179ZM202 237H203V235H202ZM210 237V236H209ZM208 237V238H209ZM216 237V236H215ZM18 238V237H17ZM35 238V237H34ZM34 238H32V239H34ZM41 238H42V236H41ZM58 238V237H57ZM68 238H69V235H68ZM67 238V239H68ZM83 238H85L84 236H83ZM87 238V237H86ZM119 238V237H118ZM125 238V237H124ZM138 238V237H137ZM158 238V237H157ZM196 238H198V237H196ZM195 238V239H196ZM220 238V237H219ZM231 238V237H230ZM233 238H234V236H233ZM245 238V237H244ZM253 238V237H252ZM1 240H2V238H0ZM4 239V238H3ZM6 239V238H5ZM55 239L53 238L52 240H54L53 242L55 243L56 241H55ZM64 239H66V238H64ZM99 239V238H98ZM117 239V238H116ZM135 239H136V237H135ZM163 239V238H162ZM161 239V240H162ZM172 239V238H171ZM207 239V238H206ZM237 239V238H236ZM250 239V238H249ZM31 240V239H30ZM57 240V239H56ZM58 240H59V238H58ZM62 241H63V239H61ZM70 240V239H69ZM68 240V241H69ZM87 240V239H86ZM91 240V239H90ZM125 240H127V239H125ZM125 240H124V242H125ZM172 240H175V239H172ZM177 240V239H176ZM182 240V239H181ZM198 240V239H197ZM204 240V239H203ZM211 240V239H210ZM213 240V239H212ZM241 240V239H240ZM244 240V239H243ZM4 241V240H3ZM60 241V240H59ZM80 242H81V245H82V241L81 240H79ZM78 241V242H79ZM89 241V240H88ZM87 241V242H88ZM92 241H96L97 242V240H95V236H94V240H91V242ZM130 241V240H129ZM168 241V240H167ZM177 241H179V240H177ZM199 241V240H198ZM246 241V240H245ZM250 241V240H249ZM2 242V241H1ZM0 242V243H1ZM36 242V241H35ZM34 242V243H35ZM38 242H40V241H38ZM52 242V243H53ZM70 242V241H69ZM72 242V241H71ZM70 242V244L72 245V243ZM83 242H85V241H83ZM96 242H94V243H96ZM107 242V241H106ZM149 242V241H148ZM170 242H171V240H170ZM175 242V241H174ZM180 242V241H179ZM179 242H178V244H179ZM201 242V241H200ZM203 242V241H202ZM206 242V241H205ZM228 242V241H227ZM234 242V241H233ZM236 242V241H235ZM241 242V241H240ZM37 243V242H36ZM35 243V244H36ZM75 243H76V241H75ZM86 243V242H85ZM109 243V242H108ZM135 243V242H134ZM144 243V242H143ZM160 243V242H159ZM185 243V242H184ZM187 243V242H186ZM185 243V244H186ZM211 243V242H210ZM245 243V242H244ZM43 244L41 245V246H43ZM62 244H63V242H62ZM65 244V243H64ZM63 244V245H64ZM70 244H69V246H70ZM74 244V243H73ZM78 244V247L80 246V244L79 243H77ZM77 244H74V246H76ZM84 244V243H83ZM91 244V243H90ZM90 244H88L90 247H91V245ZM106 244V243H105ZM104 244V245H105ZM125 244H127V241H126V243ZM158 244V243H157ZM171 244V243H170ZM181 244V243H180ZM198 244V243H197ZM201 244V243H200ZM212 244V243H211ZM221 244V243H220ZM224 244V243H223ZM223 244H221L222 246H223ZM231 244V243H230ZM28 245V244H27ZM51 246H52V248H53V246H59L60 244H50ZM66 245V244H65ZM64 245V246H65ZM93 245H95V244H93ZM92 245V246H93ZM100 245V244H99ZM159 245V244H158ZM176 245H177V242H176ZM237 245V244H236ZM240 245V244H239ZM261 245V244H260ZM34 246V245H33ZM40 246V245H39ZM49 247V244L48 245H46V247ZM63 246V247H64ZM68 246V247H69ZM74 246H71V247H73L72 249L74 250L75 249V247ZM83 246H85V244L83 245ZM128 246V245H127ZM148 246V245H147ZM152 246V245H151ZM153 246H155L154 244H153ZM161 246V245H160ZM164 246V245H163ZM210 246V245H209ZM221 246V247H222ZM238 246V245H237ZM259 246V245H258ZM257 246V248H259ZM2 247V246H1ZM5 246H3V248H4ZM26 247H28V246H26ZM48 247L45 249V248H43L42 247V250H43V252H44V249H45V251L47 250V252L51 249V248H49L48 249ZM60 247H61V245H60ZM59 247V248H60ZM70 247V248H71ZM78 247H77V249H78ZM86 247V246H85ZM96 247V246H95ZM103 247V246H102ZM122 247V246H121ZM131 247V246H130ZM178 247L180 248V245H178ZM188 247V246H187ZM192 247V246H191ZM212 247V246H211ZM230 247V246H229ZM233 247V246H232ZM253 247V246H252ZM25 248V247H24ZM35 248H37V247H35ZM55 248H58V247H54L53 249L55 250ZM62 248V247H61ZM61 248H60V250H61ZM87 248H89V247H87ZM119 248V247H118ZM129 248V247H128ZM132 248H133V246H132ZM143 248V247H142ZM159 248V247H158ZM164 248V247H163ZM175 248V247H174ZM183 247H181V249H182ZM185 248H186V246H185ZM249 248H251V247H249ZM249 248H247V249H249ZM255 248V247H254ZM264 248V247H263ZM17 249V248H16ZM19 249V248H18ZM31 249V248H30ZM40 249H41V247H40ZM53 249H51V250H53ZM66 249V251L69 249H67V248H65ZM82 250H83V248H81ZM93 249V248H92ZM95 249V248H94ZM93 249V250H94ZM108 249V248H107ZM111 249V248H110ZM176 249H178V248H176ZM191 249V248H190ZM214 249V248H213ZM222 249H224V248H222ZM236 249H237V247H236ZM238 249H239V247H238ZM246 249V250H247ZM261 249V248H260ZM1 250V249H0ZM63 251H64V248L62 249ZM76 250V249H75ZM81 250V251H82ZM84 250H86V249H84ZM83 250V251H84ZM91 250V249H90ZM90 250H88V253H89V251ZM92 250V252H94ZM95 250H97V249H95ZM113 250V249H112ZM140 250V249H139ZM188 250V249H187ZM37 251V250H36ZM39 252L41 251V250H38ZM37 251V252H38ZM56 251V250H55ZM62 251V252H63ZM68 251H70L69 253H71V250L69 249ZM67 251V252H68ZM77 251V250H76ZM82 251V254H84V252ZM87 251V250H86ZM103 251V250H102ZM108 251V250H107ZM115 251V250H114ZM166 251V250H165ZM184 251H186L185 249H184ZM183 251V252H184ZM228 251V250H227ZM250 251V250H249ZM264 251V250H263ZM262 251V252H263ZM4 252H6L5 250H4ZM17 252V251H16ZM27 252H28V250H27ZM35 252V251H34ZM38 252V253H39ZM42 252V251H41ZM42 252V253H43ZM46 252V253H47ZM61 252V251H60ZM65 252V251H64ZM78 252V251H77ZM91 252V253H92ZM175 252V251H174ZM181 252V251H180ZM187 252V251H186ZM186 252H184V253H186ZM229 252V251H228ZM245 252V251H244ZM255 252V251H254ZM7 253V252H6ZM25 253V252H24ZM33 253V252H32ZM36 253V252H35ZM34 253V254H35ZM51 253V252H50ZM57 253H58V251H57ZM95 253V252H94ZM113 253V252H112ZM129 253H131V252H129ZM176 253V252H175ZM229 253H231V252H229ZM241 253V252H240ZM252 253V252H251ZM10 254V253H9ZM43 254H45V252L43 253ZM49 254V253H48ZM60 254V253H59ZM64 254H66V252L65 253H63L62 255H64ZM98 254V253H97ZM132 254V253H131ZM187 254V253H186ZM185 254V255H186ZM189 254H190V252H189ZM197 255H198V253H196ZM242 254V253H241ZM29 255V254H28ZM30 255H31V253H30ZM36 255V254H35ZM47 255V254H46ZM51 255V254H50ZM58 255V254H57ZM56 255V256H57ZM61 255V254H60ZM68 254H66V256H67ZM71 255V254H70ZM86 254H84L83 256H85ZM88 255V254H87ZM86 255V256H87ZM90 255V254H89ZM105 255V254H104ZM111 255H113V254H111ZM137 255V254H136ZM167 255V254H166ZM195 255V254H194ZM230 255V254H229ZM238 255V254H237ZM261 255V254H260ZM40 256H45V255H40ZM40 256H39V258H40ZM53 256V255H52ZM55 256V255H54ZM53 256V257H54ZM91 256V255H90ZM110 256V255H109ZM130 256V255H129ZM133 256V255H132ZM147 256V255H146ZM176 256H177V254H176ZM196 256V255H195ZM202 256V255H201ZM200 256V257H201ZM231 256V255H230ZM239 256H240V254H239ZM261 256H264V255H261ZM22 257V256H21ZM46 258H47V256H45ZM51 257V256H50ZM63 258H64V256H62ZM114 257V256H113ZM117 257V256H116ZM192 257V256H191ZM194 257V256H193ZM197 257V256H196ZM215 257V256H214ZM229 257V256H228ZM232 257V256H231ZM256 257V256H255ZM18 258V257H17ZM42 258H44V257H41V260H42ZM56 258V257H55ZM63 258H61V259H63ZM98 258V257H97ZM120 258V257H119ZM141 258V257H140ZM139 258V259H140ZM146 258V257H145ZM186 258V257H185ZM189 258V257H188ZM216 258V257H215ZM238 258V257H237ZM241 258H242V256H241ZM245 258V257H244ZM263 258V257H262ZM48 259H50L49 257H48ZM51 259H53L52 257H51ZM72 259V258H71ZM89 259V258H88ZM147 259V258H146ZM171 259V258H170ZM194 259H195V257H194ZM219 258H217V260H218ZM227 259V258H226ZM243 259V258H242ZM246 259V258H245ZM44 260V259H43ZM54 260V259H53ZM94 260V259H93ZM110 260V259H109ZM119 260V259H118ZM123 260V259H122ZM125 260V259H124ZM150 260V259H149ZM154 260V259H153ZM157 260V259H156ZM187 260V259H186ZM190 259H188L187 261H189ZM216 260V261H217ZM258 260H259V258H258ZM39 261V260H38ZM61 261V260H60ZM60 261H59V263H60ZM63 262L65 261V260H62ZM81 261V260H80ZM79 261V262H80ZM85 261V260H84ZM86 261H88V260H86ZM127 261V260H126ZM133 261V260H132ZM137 261V260H136ZM145 261V260H144ZM173 261V260H172ZM190 261H192V260H190ZM234 261V260H233ZM47 262V261H46ZM63 262H61V263H63ZM205 262H208V261H205ZM219 262H221V261H219ZM231 262V264H232V261H230ZM239 262V261H238ZM237 262V263H238ZM246 262V261H245ZM261 262V261H260ZM13 263V262H12ZM39 263V262H38ZM60 263V264H61ZM75 263V262H74ZM96 263V262H95ZM119 263V262H118ZM149 263V262H148ZM172 263V262H171ZM188 263V262H187ZM204 263V262H203ZM217 263V262H216ZM223 263V262H222ZM227 263V262H226ZM253 263V262H252ZM1 264V263H0ZM37 264V263H36ZM45 264V263H44ZM127 264V263H126ZM139 264V263H138ZM153 264H154V262H153ZM167 264H168V262H167ZM185 264V263H184ZM189 264V263H188ZM191 264H193V263H191ZM214 264H215V262H214ZM235 264V263H234ZM245 264V263H244ZM247 264V263H246Z\"/></svg>", "mask_w": 264, "mask_h": 264}, {"label": "rangeland", "instance_id": "rangeland-1", "mask_svg": "<svg viewBox=\"0 0 264 264\" xmlns=\"http://www.w3.org/2000/svg\"><path fill=\"white\" fill-rule=\"evenodd\" d=\"M64 1V3H63V5H64V8H63V5L62 4H60V5H62L61 7L66 11V12H68V13H66L65 15H63V16H61L62 18H60V19H62V20H60L59 18H58V20H55V21H51L50 22V24L49 25H47V27H40V28H36V29H32V31L30 30V31H27L26 30V32H25V29H24V31H23V29L21 30L22 31V33L19 31V32H17V34H18V37L16 38L17 40H15V38H12V36L10 35V37L12 38V39H10V37H7V38H5L6 37V35L7 36H9V30L7 29V27H5L6 26V23H5V16H4V19L1 17L2 15L1 14H3L2 12H3V10H2V8H0V11H2L1 12V14H0V20H1V28L0 29H3V30H0V32L2 33H0V56H2V60L3 61H1V57H0V65H1V69L3 70V68H4V70L5 69H7V67H9V69H7V72H9V71H12V72H9L8 74H7V72H5L4 70L2 71V70H0L1 72H0V76L2 77V78H0V79H2V80H0L1 81V86L3 87V88H5L4 89V91L6 92V94H5V92H4V97L6 98L5 100L6 101H8V102H6V104H7V107L9 108V110L11 109V108H13L14 106L15 107H17V106H19L20 105V107H17V108H15V110H16V113H15V110H13V109H11L10 111L8 110V108L5 106V108L7 109V112L8 113H10L11 111H13L12 112V114H10L9 115V118H11V115H12V120L13 121H15L14 123L16 124L17 123V125H15L14 123H12V120L10 121L9 120V123H11V125L9 124V128H8V131H6V133H5V135L4 136H2V141L4 142V144L6 143V145H7V149L9 150L8 151V158L6 159V161L5 162H3V164L2 165H0V238H2V240L0 239V263L1 264H60L61 262H63L62 260H65L63 263H61V264H153V262H154V264H167V262H168V264H191V263H193V264H214V262H215V264H231V262L230 261H232V264H264V256H261V255H264V216H263V214H264V211H263V209H264V195L262 194V192L264 193V154H261V155H258L257 157H254V158H261L260 159V161H259V159L257 160V159H255L256 160V163H258L257 165H255L256 163H254L255 161H254V158H253V156H251V150H252V146L250 147L249 145V143L247 144H243V145H241V147H239L240 149L243 147V149H239L240 151H241V153H238L239 151H237V153H238V156L237 157H235L234 159V166H233V162L232 163H230V165L231 166H233V167H231L232 169L233 168H235L236 167V169L238 168V171H236V169H233L235 172H237V173H234L233 171H232V169L230 170H226L224 167V169H223V174L225 173V175H221V176H219L220 177V180H219V184L221 183V185H218L217 187L219 188H215V190H217V191H215L214 190V192H215V194H212L211 196L212 197H210L209 195H208V188H206V187H202V188H200L199 189V191L202 193H200L199 191V194H197V192H196V194H197V196H196V194H194L195 192H194V190L192 189V187H190L189 185H181V187L183 188V189H181V187H179V193L180 194H183V195H180L179 194V196L180 197H182L183 196V198H184V200H183V198H182V200L180 199V197H179V199L177 200V201H179V202H177V204L179 203L180 205H181V207L182 208H179L180 207V205H172L171 203V206H170V204H168L167 203V205H163L162 206V208H161V211L163 212L164 211V215L167 217L168 216V218H170L171 219V217L170 216H173L172 218H173V220H174V217L177 219H175L176 221H177V223H178V220H179V223H178V226H176V224L177 223H175V220H174V224H175V227L174 226H172V227H174V228H176L175 229V231L173 230L174 228H171L170 226H162L158 221H155V220H150V222H147L150 218V215H147V214H143L142 215V212H141V210H143L142 209V207H140V202L141 201H144L145 199H147V197H149V195H147V193L149 194V191H144L142 188L143 187H145L144 186V184L143 183H136V184H132V185H130V187L128 188V190H127V192L128 191H130V192H128V194H129V198H128V201H129V199L130 200H132V201H129L128 203H129V205H128V203L127 204H125V205H122V210H120V208H119V206L121 207V205L120 204H118V207H115V206H117V204L116 203H118V201H119V203L120 202H123V200L121 199V196L120 195H122V197H124L125 195H123L125 192H124V190H123V188L121 187V186H123V185H125L124 183H127L126 182V179H127V181L129 180V176H127L126 174H128L127 173V171L129 172V170H134V168H135V166H136V164L134 163V162H129V161H131L130 159H127V163L129 164V166H128V164L126 165V166H128V167H126V169H124V171H119V172H116V170H112V169H110L111 167H110V164H114L115 162H116V159L114 158V155L112 156V154L114 153V154H116L115 152H117V151H119L120 150V148L118 147V146H120L121 147V145H119L120 144V142H118L117 143V145H116V142L114 143V141L115 140H113V141H111V143H112V145L110 146V145H108V146H106L105 144H109V142H110V138H111V136L115 133V131H118V130H120V129H123V128H121V126L122 127H125V124H126V121H125V119H124V117H122L121 118V116H123V114H121L122 112H123V101H121V102H119V100H122V98L123 97H121V99H120V96H123V90L127 87L126 85H125V87H121L120 89H122V88H124L123 90H122V93H121V90H120V92L119 93H117L116 94V96L118 97V102H115L114 104H113V99H112V92H109V91H111V89L109 88L108 89V86L110 87V82L108 83V82H106V79L108 78V80H112V77H114V76H112V75H115V65L116 64H119L118 62H119V60H117L118 58H117V54H115V52H117V53H119V51H120V48L123 46L124 47V45H126L125 47H128L127 45H128V42L130 43L131 41H129V40H131V39H133L132 40V42H134L135 40H136V37H138V36H140V35H142V37L143 36H146L145 35V32H146V30H149V27H148V25L147 24H149V19L152 17V16H150V17H148L147 15L150 13V15L151 14H153L155 11V9H158V7H160V5H161V3L160 2H162V0H160V1H158V0H154V1H156V2H154L153 0V2H151V1H149V0H126V1H128V2H124V0H121V2H120V0L118 1V0H116V1H114V0H109V2H108V0H104L103 1V3H102V0H89V2H88V0H87V2L88 3H86V0H81V1H83V2H85V3H83L82 2V4H81V1L79 2L78 0H73V2L71 3V5H73V6H75V8H74V12H71L72 10H70L71 9V5L69 4V2L70 1H72V0H68V2L66 1V0H63ZM107 2V3H104V2ZM135 1V2H134ZM144 1V2H143ZM145 1H146V3H145ZM148 1V2H147ZM157 1H158V3L160 4V5H157L158 3H157ZM67 2V3H66ZM75 2V3H74ZM94 2V3H93ZM99 4H98V3ZM115 2V3H114ZM117 2H119L118 4H117ZM137 2V3H136ZM150 2L151 3H155V5L154 4H151V6L153 7H151V8H149V10H148V6H149V4H150ZM77 3H78V5H77ZM92 3H93V6H92ZM96 3V4H95ZM110 3V5H108ZM125 3V4H124ZM131 3V4H130ZM141 3V4H140ZM147 3H149V4H147ZM94 4H95V6H94ZM123 4V5H122ZM132 5L133 4V6H130V5ZM139 4V6L137 7V5ZM145 4H147V6H145ZM56 5V4H55ZM59 5V4H58ZM68 5V6H67ZM69 5L71 6V7H69ZM119 7L120 5L122 6H120L119 8H120V11H119V8H116L117 6ZM127 5V6H126ZM86 6V7H85ZM92 6V7H91ZM111 7V11L109 10L110 8L109 7ZM113 6V7H112ZM125 6V7H124ZM129 6V7H128ZM141 6H143L142 8H141V10H140V7ZM156 6V7H155ZM158 6V7H157ZM76 7H78L77 9H76ZM107 9H106V8ZM134 7V8H133ZM135 7H137V8H135ZM147 7V8H146ZM70 8V9H69ZM73 8V7H72ZM93 8H95V11H94V9ZM101 8V9H100ZM105 8V9H104ZM123 8V9H122ZM75 9H76V11L78 12V13H76L75 12ZM83 9H85V10H83ZM90 9H91V11H90ZM103 9H104V13H103ZM113 9V10H112ZM126 9H128V10H126ZM136 10V12L137 11H139V12H137V14H136V12H135V10ZM138 9V10H137ZM143 9H146V11L147 12H149V13H144L145 12V10H143ZM151 9V10H150ZM264 9V8H263ZM69 10V11H68ZM107 10V11H106ZM109 10V11H108ZM118 10V11H117ZM125 10V11H124ZM129 10H131V11H129ZM80 11V12H79ZM102 11V12H101ZM141 11V12H140ZM154 11V12H153ZM82 12V13H81ZM101 12V13H100ZM106 12H108V14L106 13ZM110 12V13H109ZM111 12H116V14H113V13H111ZM128 12V13H127ZM144 13V15H143V13ZM74 13V14H73ZM76 13V14H75ZM80 13V14H79ZM84 13H86V14H84ZM124 13V14H123ZM141 13V14H140ZM78 14V15H77ZM91 14H92V16H91ZM95 14V15H94ZM105 14V15H104ZM112 14V15H111ZM142 15V19L144 18V16H145V14H146V21L147 22H144V20H143V22H142V25H141V28L144 26V27H146L147 26V28L146 29H144V27L142 28L144 31H142V30H140L139 32H138V35L136 34H133L131 37H128V35L126 34V33H129V32H133L134 31V29H135V23H137V20H138V17L140 16V15ZM4 15V14H3ZM69 15V16H68ZM80 15V16H79ZM84 15V16H83ZM101 15V16H100ZM109 15V16H108ZM124 15V16H123ZM78 16V17H77ZM82 16V17H81ZM87 16V17H86ZM107 16V17H106ZM113 16H116L115 17V19H114V17ZM64 17H66V19L64 18ZM80 17H81V21H80ZM95 17V18H94ZM101 17V18H100ZM102 17H104V18H102ZM106 17V18H105ZM124 17V18H123ZM129 17V18H128ZM154 17V19L152 20L153 22H155V16H153ZM84 18V19H83ZM108 18V19H107ZM110 18V19H109ZM118 18V19H117ZM136 18V19H135ZM147 18H149L148 20H147ZM65 19V20H64ZM100 19H102V20H100ZM104 19H107L106 21L104 20ZM116 19H117V21H116ZM125 19V20H124ZM112 20V21H111ZM127 20H129V21H127ZM131 20V21H130ZM151 20V19H150ZM61 21V22H60ZM65 22V23H63V22ZM68 21V22H67ZM70 21H71V23H70ZM102 22V24H101V22ZM108 21H111V22H108ZM120 21V22H119ZM135 21V22H134ZM152 21L150 22V23H152ZM3 22L5 23V24H3ZM98 22H99V24H98ZM104 22V23H103ZM106 22V23H105ZM128 22V23H127ZM132 22V23H131ZM67 23H70V25L68 24V27L66 26L67 25ZM113 23V24H112ZM131 24V26H130V24ZM145 23H146V26H145ZM59 24V25H58ZM60 24H62V26L60 25ZM83 24V25H82ZM89 24V25H88ZM98 24V25H97ZM104 24V25H103ZM118 26H117V25ZM120 24V25H119ZM123 26H122V25ZM128 24H129V26H128ZM5 25V26H4ZM64 25H65V27H64ZM72 25V26H71ZM97 25V26H96ZM101 25H102V27H101ZM108 25V26H107ZM109 25H110V27H109ZM53 26H55V27H53ZM60 26H61V28H60ZM86 26V27H85ZM121 26H122V28H121ZM171 26H172V24H171ZM171 26H169V27H171ZM74 27V28H73ZM98 27H100V29L102 30V28H104L103 30H102V32L104 33V35H106V36H104L103 35V33H101L100 31V29L98 28ZM115 29H114V28ZM118 27V28H117ZM133 27H134V29H133ZM168 27V29H170V30H173V29H175L174 28V25H173V27H171V28H169ZM45 28V29H44ZM52 30H51V29ZM56 28H57V30H56ZM59 28V29H58ZM86 28V29H85ZM108 28V29H107ZM120 28V29H119ZM125 28V29H124ZM129 28H130V30H129ZM140 28V29H141ZM105 29H107L106 30V32H104V30ZM110 29H114V30H110ZM127 29V30H126ZM36 30V31H35ZM40 31V32H38V31ZM86 30V31H85ZM89 30L91 31V32H89ZM93 30V31H92ZM99 30V31H98ZM117 30H119V31H117ZM121 30V31H120ZM132 30V31H131ZM151 30V29H150ZM6 31V32H5ZM53 33H52V32ZM57 31V32H56ZM59 31V32H58ZM74 31H75V33H74ZM76 31H78L77 33H76ZM88 31V32H87ZM98 31V32H97ZM127 31V32H126ZM175 31V30H174ZM43 32H45V33H43ZM49 32V33H48ZM71 32H73V33H71ZM114 32H117V34L115 35L114 34ZM122 32V33H121ZM143 32V33H142ZM148 32L149 31H147L146 33L148 34ZM171 32H173V31H171ZM7 33V34H6ZM23 33H27L28 34V36H27V34H23ZM34 33V34H33ZM83 33L86 35H84L83 36ZM109 33V34H108ZM142 33V34H141ZM16 34V35H17ZM19 34H20V36H19ZM72 34H74V36L73 37H75V38H73L72 37ZM76 34H77V38H76ZM82 34V35H81ZM100 34V35H99ZM103 35V37H102V35ZM113 35V36H111V35ZM15 35V36H16ZM24 35H26V36H24ZM31 35V36H30ZM41 35V36H40ZM123 35H125V36H123ZM5 36V37H4ZM30 36V37H29ZM39 36V37H38ZM69 36V37H68ZM91 36V37H90ZM122 36V37H121ZM128 38H127V37ZM136 36V37H135ZM23 37H26L25 39L23 38ZM59 37V38H58ZM74 39H72V38ZM78 37H79V39H78ZM84 37V38H83ZM101 37H102V39H101ZM108 37V38H107ZM113 39V40H110L111 38ZM126 37V38H125ZM141 37V36H140ZM141 37V38H142ZM3 38H5V39H3ZM55 38V39H54ZM60 39V40H57V39ZM80 38H82V39H80ZM106 38V39H105ZM115 38V39H114ZM121 38H123V39H121ZM3 39V40H2ZM7 39V40H6ZM22 39V40H21ZM51 40L50 42L51 43H49L48 42V40ZM101 39V40H100ZM117 39V40H116ZM135 39V40H134ZM5 40V41H4ZM13 40H15V41H17V42H19V44L17 43V42H15V41H13ZM19 40V41H18ZM20 40H21V43H20ZM27 40V41H26ZM45 40H47L46 41V43H48V45H45V43H44V41ZM56 42H55V41ZM71 40V41H70ZM82 40V41H81ZM108 42H107V41ZM122 40V41H121ZM124 40V41H123ZM128 40V42H126ZM8 41V42H7ZM60 41V42H59ZM78 41V42H77ZM90 41V42H89ZM93 41H94V43H93ZM112 41V42H111ZM120 41V43H118ZM5 42H7V44L9 45V46H7V44L5 43ZM15 42V43H14ZM42 42L44 43V45H43V48H45V47H47V48H45V51H43L44 49L42 48V49H40V53H39V51L38 50H36V47H34V45L35 46H37V45H41L42 44ZM71 42H72V44H74V45H72L71 44ZM83 42H85L84 43V45L82 44ZM103 42V43H102ZM106 42V43H105ZM161 42V41H160ZM160 42H158L157 44H153L151 47H152V49H153V51H152V49H150L149 47H148V49L147 50H145L147 47L145 46L144 48L142 47V49H140V50H138L137 48H135V49H137V50H133L132 52H131V57H133L132 58V60H133V62H135V60H137V61H142L143 63H147V60H149L150 58H148V56H153L155 53H154V51L157 49H155L154 50V48L153 47H155V45L157 46H159L160 44ZM12 43V44H11ZM14 43V44H13ZM23 43V44H22ZM29 43H31V44H29ZM79 43H80V46L82 45L83 46V48L82 47H80L79 46V50L77 49L76 50V48H78L77 47V45H79ZM89 43H90V45H89ZM92 43V44H91ZM101 43V44H100ZM112 44V46H110L111 44ZM116 43H118V44H116ZM11 44V45H10ZM18 44V45H17ZM22 44V45H21ZM25 44V45H24ZM34 44V45H33ZM53 44V45H52ZM108 45L107 47H106V45ZM114 44V45H113ZM116 44V45H115ZM92 45V46H91ZM94 45V46H93ZM102 45V46H101ZM105 45V46H104ZM118 45V46H117ZM122 45V46H121ZM13 46H16V47H13ZM22 46V47H21ZM29 46V47H28ZM45 46V47H44ZM74 46V47H73ZM84 46H86V47H84ZM97 46H99L98 47V50H96V48H97ZM101 46V47H100ZM110 46V47H109ZM157 46V47H158ZM62 47V48H61ZM120 47V48H119ZM122 47V48H123ZM2 48V49H1ZM7 48H9V49H7ZM22 48H24L23 50H22ZM35 48V49H34ZM103 48V49H102ZM106 48V49H105ZM115 48V49H114ZM121 48V49H122ZM53 49V50H52ZM76 51H75V50ZM125 49V48H124ZM123 49V50H124ZM144 49V50H143ZM5 52H4V51ZM9 50V51H8ZM10 50H12V51H10ZM25 50V51H24ZM27 50V51H26ZM30 52H29V51ZM34 50H36V51H34ZM41 50H42V52H41ZM47 50V51H46ZM82 52H84V53H82ZM90 50V51H89ZM112 50V51H111ZM126 50V49H125ZM122 51V52H125L126 53V51ZM150 50V51H149ZM3 51V52H2ZM6 51H8V52H6ZM15 51V52H14ZM38 51V52H37ZM66 51V52H65ZM99 53H98V52ZM106 51H108V52H106ZM111 51V52H110ZM144 51V52H143ZM151 51L153 52V53H151ZM10 52L11 53H13L14 55H15V57H14V55L13 54H10ZM25 54H24V53ZM49 54H48V53ZM91 52V53H90ZM110 52V53H109ZM113 52V53H112ZM137 52V53H136ZM139 52H140V54H139ZM143 52V53H142ZM146 52V53H145ZM5 53V54H4ZM8 53V54H7ZM80 53V54H79ZM90 53V54H89ZM104 53V54H103ZM124 53V54H125ZM133 53H135L136 54V56H134V54ZM171 53V52H170ZM169 53V55H170V57H173V55H174V51H172V56H171V54ZM3 54V55H2ZM72 54V55H71ZM75 54V55H74ZM77 54V55H76ZM93 54H95L94 56H93ZM103 54V55H102ZM120 54V53H119ZM133 54V55H132ZM137 54H138V56L139 55H141V56H137ZM148 54V55H147ZM46 55H48L47 57H46ZM68 55V56H67ZM82 55V56H81ZM98 55H101V57L100 56H98ZM108 55H110L111 57L110 58H108ZM122 55H123V53H122ZM126 55V54H125ZM10 56V57H9ZM12 56H13V59H11L12 58ZM38 56V57H37ZM40 56V57H39ZM43 56V57H42ZM70 56L71 57H73L74 59H70ZM74 56H79L78 58H75ZM97 56V57H96ZM20 57H22V58H20V60H19V58ZM48 57H50L48 60H47V58ZM81 57V58H80ZM115 57V58H114ZM134 57H136L135 58V60H134ZM144 57V58H143ZM145 57H147V60H145L146 58ZM25 58V59H24ZM80 58V59H79ZM96 58V59H95ZM103 58H104V60L107 62H105L104 60H103ZM112 58H113V61H112ZM117 58V59H116ZM143 60H142V59ZM174 58V57H173ZM172 58V59H173ZM15 59H17V63L16 64H14L15 62H16V60ZM22 59V60H21ZM69 59L71 60V61H69ZM78 59H79V62H78ZM100 59V60H99ZM110 59V60H109ZM117 61H116V60ZM171 59V60H172ZM19 60V61H18ZM25 60H27V61H25ZM28 60H29V63H26V62H28ZM77 60V61H76ZM22 61H25V63H23ZM73 61H74V63H73ZM103 61V62H102ZM109 61V62H108ZM136 61V63H139V62H137ZM173 61V60H172ZM2 62V63H1ZM4 62H5V66H4ZM6 62H8V63H6ZM12 62V63H11ZM14 62V63H13ZM21 62V63H20ZM47 62V63H46ZM76 62H78V64L76 63ZM121 62V61H120ZM76 63V64H75ZM81 63L83 64V65H81ZM105 63V64H104ZM110 63H111V65H110ZM136 63H133V65H136ZM141 63V62H140ZM13 66V68H12V66ZM16 65V67L14 66V65ZM101 64V65H100ZM109 64V66H107ZM142 64V63H141ZM137 64L136 66H131L132 68H131V72H132V74L131 75H134L133 76V78L134 79H136V80H139L140 79V75L137 73V71H139V69L141 68V66L143 67L142 69H144L145 68V66L146 65H144V64ZM6 65H9V66H6ZM18 65V66H17ZM20 65H22V68H20L21 66ZM24 65H26V66H24ZM31 65H32V67H31ZM52 65V66H51ZM28 66V67H27ZM33 66H34V68H33ZM78 66H79V68H78ZM81 66H83L84 67V70H83V67H81ZM100 66V67H99ZM138 66V67H137ZM28 68V70L26 69V68ZM99 69H98V68ZM104 67L106 68V67H108V69L106 68V70L104 69ZM137 67V68H136ZM11 68L12 69H14V70H11ZM17 68V69H16ZM34 71H32L31 69ZM110 68H114V69H110ZM139 68V69H138ZM19 69H21V70H19ZM26 69V70H25ZM76 69V70H75ZM78 69H79V71H81V72H79L78 71ZM102 69H104V73H103V70ZM138 69V70H137ZM83 70V71H82ZM109 70V71H108ZM111 70V71H110ZM17 71V72H16ZM20 71V72H19ZM23 72V74H22V72ZM28 72V71H31L30 73L28 72V73H26V72ZM52 71V72H51ZM59 71V72H58ZM97 71V72H96ZM14 72V73H13ZM16 72V73H15ZM77 72H79L78 74H77ZM85 72H87V73H85ZM109 72V73H108ZM3 73V74H2ZM11 73H13L12 74V76H11ZM18 73V74H17ZM19 73H21L22 75H20ZM52 73V74H51ZM84 74V76L82 75V74ZM114 73V74H113ZM2 74V75H1ZM16 74V75H15ZM105 74V75H104ZM8 77H7V76ZM9 75H10V77H9ZM31 75H33V76H35V77H33V76H31ZM97 75H99V77L97 76ZM107 75V76H106ZM109 75V76H108ZM166 76H164V75H162L161 76V78H164V79H166V77H168L166 80H169V81H171V80H173V79H171V78H174V76L173 75H168V74H165ZM168 75V76H167ZM4 76V77H3ZM17 76V77H16ZM30 76V77H29ZM78 76H80V77H78ZM83 78H82V77ZM87 76V77H86ZM139 76V77H138ZM164 76V77H163ZM171 76V77H170ZM11 77H15L14 79L13 78H11ZM19 77V78H18ZM23 77V78H22ZM27 77V78H26ZM36 77H37V80H36ZM78 77V78H77ZM177 77V76H176ZM25 78V79H24ZM30 78H31V80H30ZM85 78V79H84ZM87 78L89 79V80H87ZM96 78H97V80H96ZM5 81H4V80ZM8 79V80H7ZM21 79H24V80H21ZM84 79V80H83ZM105 79V80H104ZM6 80H7V82H6ZM11 80V81H10ZM12 80H14V82L16 83L15 84V87L13 86L14 85V82L12 81ZM26 80H29V81H26ZM36 80V81H35ZM78 80V81H77ZM9 81V82H8ZM16 81H18V82H16ZM33 81V82H32ZM38 81V82H37ZM83 81V82H82ZM95 81H96V83H95ZM4 82V83H3ZM24 82V83H23ZM35 82L36 83H38V84H36V86L39 88L38 90H36V86H35ZM87 82V83H86ZM98 82V83H97ZM21 83V85H19V86H21V90L20 89H18V88H16V85H18V84H20ZM24 85H23V84ZM27 83H29L28 85H26ZM73 83V84H72ZM81 83H83V84H81ZM86 83V84H85ZM106 83H108V86H107V84ZM4 84V85H3ZM9 84H11L10 86H9ZM30 84H32V86L30 85ZM34 84V85H33ZM76 84V85H75ZM77 84H79V86L77 85ZM103 84H104V86L108 89H104L103 87ZM106 84V85H105ZM7 85H8V87H10L9 89L10 90H8L7 89ZM92 85H94V86H92ZM96 85V86H95ZM99 85H101V86H99ZM134 85H137L136 87L134 86ZM6 86V87H5ZM18 86V87H19ZM34 86V87H33ZM67 86H69V88H67ZM72 86H73V88H72ZM12 87H13V90H12ZM36 87V88H35ZM62 87H66L65 89L63 88L62 89ZM77 87V88H76ZM90 89L89 91H88V89ZM92 87H95V88H92ZM101 87V88H100ZM20 88V87H19ZM59 88V89H58ZM105 90L104 91V93H103V89ZM133 88L134 89H138L139 87H138V84H133ZM132 88V89H133ZM15 89H16V91L17 92H12L13 94H10L11 93V91H15ZM27 89H29V90H27ZM33 90V92L36 94H38V95H36L35 97L37 98L38 96H39V98H37V100H36V98L34 97V93L31 91V90ZM35 89V90H34ZM41 89V90H40ZM46 89V90H45ZM60 89H62V90H64V91H62L63 92V94H64V92H65V94L68 92V93H71V92H74V93H76L77 95H82V97H83V94H81V92L83 93V90H84V93H85V89H87L86 90V92H87V94L88 95H90L89 97H92L91 99H93V100H91L89 97H87V98H89L88 100H87V98L85 99V96L83 97V99L82 98H80L81 99V101H83V103H81V104H79V105H75L76 106V108H74L75 106H73V110L71 109L70 111L69 110H67V109H70V108H72V106H70L69 105V103H70V101H65V103L64 102H61V103H56L57 105H58V107L59 106H62V110H64V111H62L61 110V108H57V106L54 104L53 106H50L49 105V100H46V104H47V106L46 107H54V108H49V109H55V106H56V108L58 109V111H57V109H55V110H50L49 111V113L47 112L48 110H46V109H44V108H46L45 107V98H48L47 97V94L48 93H51L52 94V97L54 96L55 98H58V97H60L61 96V94H62V92L60 93ZM70 89V90H69ZM7 90H8V92H7ZM19 90H20V95H23V96H20L22 99H25V100H19V99H17L19 96ZM25 91V92H28V94L26 93L25 94V96H24V94H22V92L23 91ZM52 90V91H51ZM53 90H56V94H53V93H55ZM57 90H60L59 91V93H58V91ZM72 90V91H71ZM82 90V91H81ZM95 90V91H94ZM39 93H38V92ZM70 91V92H69ZM92 91V92H91ZM100 91H101V93H100ZM25 92H23V93H25ZM91 92V93H90ZM106 92H107V94H109V95H106ZM17 93H18V95H17ZM29 93H31V94H33V95H31V94H29ZM67 93V94H68ZM80 93V94H79ZM10 94V95H9ZM40 94V95H39ZM58 94H59V96H58ZM93 94H95L94 96H92ZM119 94V95H118ZM6 95V96H5ZM9 95V96H8ZM13 95H14V98L15 99H13ZM30 95V96H29ZM106 96V98H105V96ZM112 95V96H111ZM16 96V97H15ZM18 96V97H17ZM33 96V97H32ZM58 96V97H57ZM104 96V97H103ZM108 96V97H107ZM10 97V99H8ZM23 97H27V98H23ZM62 97V96H61ZM78 97V96H77ZM97 97H99V99L97 98ZM110 97V98H109ZM11 98H12V100H11ZM31 98V99H30ZM79 98V97H78ZM78 98H77V100H78ZM96 100H95V99ZM27 99H30L31 101H30V103H33V104H30L29 103V100H27ZM33 99V100H32ZM40 99H41V101H42V103H44L42 106H41V101H40ZM79 99V100H80ZM117 99V98H116ZM11 100V101H10ZM17 100V101H16ZM36 100V101H35ZM39 100V101H38ZM78 100V101H79ZM84 100H86V101H84ZM95 100V101H94ZM99 100H102L103 102H105L104 103V105L105 104H107V105H105V110L107 111H104V113H101V111L102 110H104V108H103V104L102 103H100V102H102V101H99ZM107 100V101H106ZM111 100V101H110ZM14 101V102H13ZM20 101H23V102H21L20 103ZM26 101H28L27 103H25ZM48 101V102H47ZM89 101V102H88ZM13 102V104H11L10 105V103H12ZM15 102H18L17 104H15ZM35 102H37V103H35ZM25 103V104H24ZM63 103V104H62ZM90 103H92L91 105H90ZM9 104V105H8ZM35 104H37V105H35ZM68 104V105H67ZM86 104V105H85ZM96 106H95V105ZM102 104V105H101ZM122 105V106H119L120 107V109H119V107H118V110H122L121 112H118V110H117V105ZM14 105V106H13ZM21 105H22V107H21ZM29 105V106H28ZM41 107H43V108H41ZM65 105H67V107L69 106L70 108H65L64 106ZM113 105V106H112ZM115 105H116V107H115ZM24 106H26V107H24ZM36 106V107H35ZM39 106V108H37ZM79 106V108H77ZM82 106V107H81ZM91 106V107H90ZM99 106V107H98ZM100 106H101V111H100V109H97V108H100ZM33 107V108H32ZM108 107V108H107ZM19 108H21V109H19ZM23 108V109H22ZM26 108V109H25ZM34 108H35V111H34ZM85 109V111H84V109ZM116 108V109H115ZM5 109V110H6ZM30 109V110H29ZM36 109H37V111H36ZM75 109V110H74ZM79 109V110H78ZM95 109L97 110V111H95ZM109 109V110H108ZM21 112H20V111ZM28 110V111H27ZM33 110V111H32ZM39 110H40V112H39ZM41 110H43V111H41ZM62 112H61V111ZM66 110V111H65ZM78 110V111H77ZM88 110V111H87ZM112 111V110H114V111H112L113 113H114V115H112V113H109V111ZM45 111V112H44ZM60 111V112H59ZM73 111V112H72ZM93 111V112H92ZM100 111V114L98 113ZM110 111V112H111ZM116 111H117V113H116ZM236 110L234 109L233 110V112H235ZM26 112H27V114H26ZM36 112H38L39 114H35ZM55 112V113H54ZM58 112L62 115L63 114V116H61L60 114H58ZM67 112V113H66ZM77 112V113H76ZM84 112H87V113H92V115L94 116V115H96V114H98L97 116H99V117H96V116H94L95 118H98L99 119V122L98 123H101V124H99V127H97V130L95 131V134H92L93 136H90L89 135V133H87L86 131H85V133H82L84 130H81V128H79V126L81 127V125L80 124H85L84 126H86V124H87V122H84V121H82V119H81V117H82V115L81 114H79V113H84ZM94 112H97V113H94ZM103 112V111H102ZM14 113V114H13ZM23 113H25V114H23ZM45 113V114H44ZM69 113H71V114H69ZM73 113V114H72ZM107 113H109V114H107ZM120 113V114H119ZM15 114H17V116H19V117H17ZM34 114V115H33ZM51 116H50V115ZM52 114H53V116H52ZM60 115V116H57V115ZM65 114V115H64ZM76 114V115H75ZM116 114V115H115ZM13 115H15L16 117H17V119H16V117L14 116L13 117ZM36 115V116H35ZM43 115V116H42ZM70 115V116H69ZM72 115V116H71ZM104 115V116H103ZM111 115V116H110ZM119 115V116H118ZM31 116V117H30ZM37 116H38V118H37ZM42 116V117H41ZM81 116V117H80ZM112 116H113V119H114V121H113V119H112ZM21 117V118H20ZM23 117V118H22ZM29 117V118H28ZM47 117V118H46ZM51 117L52 118H55V117H58L60 120H59V126L61 125V127H62V125L65 127V128H63V130L65 129V131H63L64 133L65 132H68V134L66 133L65 134V138H64V142H62V146L64 145V143H65V147L63 148V147H61V145L60 146H48V147H50V149L51 148H55L56 150H54V149H52V151H53V153H51L52 151L48 148V153H47V149H45V152H44V149L42 148V146H40V144H41V140H40V138H39V136H38V134H37V136H36V130H37V128L38 127H40V125L39 124H41V125H43L46 121L45 120H49L48 118H50L51 119ZM66 117V118H65ZM71 117H73V119L71 118ZM92 117V116H91ZM92 118V121H98V119H95V118ZM116 117H118V118H116ZM15 118V119H14ZM25 118H27V119H25ZM35 118H37V119H35ZM44 118V119H43ZM76 120H75V119ZM116 118V119H115ZM119 118H120V120H119ZM30 119H32V120H30ZM34 119V120H33ZM69 121H68V120ZM78 119V120H77ZM81 119V120H80ZM106 119V120H105ZM111 119V120H110ZM21 120V121H20ZM30 120V121H29ZM64 120L67 122H64ZM74 120H75V122H74ZM109 120V121H108ZM118 122H117V121ZM18 121H20L21 123H19ZM24 121V122H23ZM33 121V122H32ZM37 121H38V124H37ZM62 121L64 122V123H62ZM81 121V122H80ZM95 121V123H97ZM122 121V122H121ZM30 123V126H32V124H34L31 128H27L28 126H29V124L26 126V124L27 123ZM120 122V123H119ZM23 123L25 124V125H23ZM43 123V124H42ZM69 123V124H68ZM106 123V124H105ZM111 123V124H110ZM122 123V124H121ZM123 123H124V125H123ZM217 123H219V122H217ZM13 124V125H12ZM19 124H21V126L19 125ZM68 124V125H67ZM71 124V125H70ZM76 126H75V125ZM110 124V125H109ZM114 124V125H113ZM119 124V125H118ZM121 124V125H120ZM220 124V123H219ZM218 124V125H219ZM38 125V126H37ZM66 125V126H65ZM104 125V126H103ZM108 127H107V126ZM112 125V126H111ZM116 125V126H115ZM218 125H216L217 127H218ZM13 126V128H11ZM17 126V127H16ZM23 126V127H22ZM26 126V128H24ZM36 126V127H35ZM71 126V127H70ZM110 126V127H109ZM220 126V125H219ZM19 127V128H18ZM68 127V128H67ZM78 127V128H77ZM113 127H115V128H113ZM117 127V128H116ZM17 128V129H16ZM23 128V129H22ZM61 128V129H62ZM68 130H67V129ZM101 128V133H100V129ZM106 128V129H105ZM109 129V131H108V129ZM21 129V130H20ZM60 129V130H61ZM111 129V130H110ZM113 129H114V131H113ZM117 129V130H116ZM217 129V128H216ZM218 129H219V127H218ZM12 130V131H11ZM20 130V131H19ZM26 131V133H25V131ZM71 130V131H70ZM79 130H81V131H79ZM76 131V132H75ZM98 131V132H97ZM104 131V133H102ZM105 131H106V133L108 132V134H111L110 136L109 135H107L106 133H105ZM111 131V132H110ZM16 132V133H15ZM27 132H29L28 134H27ZM97 132V133H96ZM110 132V133H109ZM63 133V134H64ZM70 133V134H69ZM76 133H77V135H76ZM78 133L80 134V135H78ZM82 133V134H81ZM98 133H100V135L102 136H100ZM218 133V132H217ZM217 133L215 134V132H214V134L215 135H217ZM17 137L16 139L17 140H15V136ZM17 134V135H16ZM26 134V135H25ZM74 134V135H73ZM107 136H106V135ZM21 135V136H20ZM24 135V136H23ZM33 135V136H32ZM35 135V136H34ZM67 135H68V137L69 138H66L67 137ZM87 135H89L88 137H87ZM94 135H98L97 136V138L96 139H93V137H94ZM12 136H14V137H11ZM19 137V138H18ZM22 137H24V138H22ZM31 137V138H30ZM70 137H72V138H70ZM100 137V138H99ZM104 137V138H103ZM108 139H107V138ZM110 137V138H109ZM215 137V136H214ZM12 140H11V139ZM21 138H22V140H21ZM35 138H37V139H35ZM39 138V139H38ZM74 138H75V140H74ZM82 138V139H81ZM87 138H89V139H87ZM92 138V142H90V139ZM28 139V140H27ZM67 141H66V140ZM69 139H72L73 140V142H72V140L70 141ZM84 139H85V141H84ZM99 139V142H97V140ZM101 139V140H100ZM106 139V140H105ZM18 140H19V142H18ZM31 140V141H30ZM81 140V141H80ZM94 140V141H93ZM105 140V141H104ZM17 141V142H16ZM23 141H24V145H22L23 144ZM32 141H33V143H32ZM70 141V142H69ZM84 141V142H83ZM86 141H88V142H86ZM97 142L98 144L96 145V143H94V142ZM101 141V142H100ZM102 141L103 142H105V144L103 143V145L104 146H102L101 144H102ZM108 141V142H107ZM31 142V143H30ZM40 142V143H39ZM75 142V143H74ZM78 142V143H77ZM81 142V143H80ZM107 142V143H106ZM35 143V144H34ZM82 143H83V145H82ZM86 143V144H85ZM91 143V144H90ZM92 143H93V145H92ZM116 145H114V144ZM207 143H209V147L211 146L210 145V143L212 144V141H211V139L209 140V142H207ZM207 143L205 144V145H203L202 146V148L204 149H206V147H207V149L205 150L204 149V151H203V153L204 154H208L210 151H209V149H211V148H209L208 146H207ZM27 144V145H26ZM31 144H34V145H31ZM39 144V145H38ZM79 145V147L81 148V146L83 147V148H81L82 150H80V152H83V153H80L79 151H78V149H80V148H78V145ZM88 144V145H87ZM89 144H90V147H89ZM17 145H19V147L17 146ZM20 145H22V148H21V146ZM26 145V146H25ZM71 145V146H70ZM74 145H76V146H74ZM100 145H101V148H100ZM248 145V146H247ZM35 146H36V148H35ZM66 146H68V149L67 150H69L68 152H67V150H66ZM72 147V148H70V147ZM93 146V147H92ZM96 146V147H95ZM116 147V149L114 148V150H113V147ZM244 146H246V148L244 147ZM27 147V148H26ZM77 147V148H76ZM86 147H88V148H86ZM110 148L111 150V153L112 154H110V156H109V154H106L107 152H105V151H107V149L106 148ZM112 147V148H111ZM117 147H118V149H117ZM225 147V146H224ZM248 147L250 148V149H248ZM19 148V149H18ZM39 148H41V149H39ZM57 148L58 149H60V150H58V152H57ZM104 148V149H103ZM226 148V147H225ZM229 148L230 147H228L227 149L229 150ZM17 149V150H16ZM28 149H29V152H28ZM63 151H62V150ZM71 149H72V151H71ZM77 149V150H76ZM92 149H94V150H92ZM99 149V150H98ZM24 150V151H23ZM31 150V151H30ZM34 150H37V153H36V155H35V152L36 151H34ZM77 151V153L75 152V151ZM95 150H97L96 152H95ZM100 150H103V151H100ZM109 150V149H108ZM243 150V151H242ZM248 150V151H247ZM251 152H250V151ZM23 151V152H22ZM33 151H34V153H33ZM51 151V152H50ZM87 151V152H86ZM90 151H92V152H90ZM113 151V152H112ZM206 151H208V152H206ZM19 152V153H18ZM39 152H40V154H39ZM62 152V153H61ZM75 152V153H74ZM79 152V153H78ZM85 152V153H84ZM104 152H105V154H104ZM244 154H243V153ZM13 153V154H12ZM22 153V154H21ZM24 153H27V154H24ZM65 153V154H64ZM92 153H93V155H92ZM236 153V154H237ZM264 153V152H263ZM47 154H49V155H47ZM62 154V155H61ZM66 155V157H68L67 159H65V156L64 155ZM72 154V155H71ZM77 154V155H76ZM78 154H79V156H78ZM83 156H82V155ZM91 154V155H90ZM96 155V157H95V155ZM236 154H235V156H236ZM241 154V155H240ZM243 154V155H242ZM247 154V155H246ZM25 155H27V156H25ZM29 155V156H28ZM38 155V156H37ZM51 155H53V157H51ZM85 155V156H84ZM244 155L247 157V158H244ZM249 155H250V157H249ZM18 156V157H17ZM20 156H21V158H20ZM44 156H46V157H44ZM50 156V157H49ZM63 156V157H62ZM76 156V157H75ZM99 156H100V158H99ZM114 158V160H115V162H113L114 160H112L113 158ZM241 156V157H240ZM39 159H37V158ZM42 157H44L43 159H48V160H43L42 159ZM93 157V158H92ZM97 157H98V159H97ZM104 157V158H103ZM110 157H111V160H110ZM12 158H13V160H12ZM34 158V159H33ZM51 158V159H50ZM52 158H53V160L56 162V163H58L57 164V166L55 165L56 163H53V160H52ZM70 158V159H69ZM78 158H80L81 159V161H80V159H78ZM90 158V159H89ZM243 158L244 159H246V160H243ZM251 160V163H252V161H254L253 163V165L251 166L249 163V159ZM253 160H252V159ZM263 158V159H262ZM27 159V160H26ZM37 159V160H36ZM65 159V160H64ZM106 161L105 163L103 162L104 160ZM238 161H237V160ZM242 159V160H241ZM19 160H22V161H19ZM26 160V161H25ZM41 160H43V161H41ZM59 160V161H58ZM63 160V161H62ZM74 160V161H73ZM76 160H78L77 162H76ZM96 160V161H95ZM97 160H99V161H97ZM262 160V161H261ZM19 161V163H17ZM24 161V162H23ZM33 163H32V162ZM35 161V162H34ZM50 161H52V162H50ZM64 161L66 162L65 164H64ZM83 161V162H82ZM108 161V162H107ZM110 161H112V162H110ZM243 161H245L246 162V164H244L243 165ZM10 162V163H9ZM27 162V163H26ZM40 162V163H39ZM49 163V165L48 164H44V163ZM68 162V163H67ZM79 162V163H78ZM93 162V163H92ZM100 162V163H99ZM103 162V163H102ZM238 162V163H237ZM241 162V163H240ZM244 162V163H245ZM22 163V164H21ZM30 163V164H29ZM50 163H53L55 166L53 167V164H51L50 165ZM62 163V164H61ZM70 163H71V165H70ZM91 163V164H90ZM108 164V166L110 167H108L107 166V164ZM16 164V165H15ZM18 164H20V165H18ZM40 164V167L38 166ZM42 164H43V166H42ZM61 164V165H60ZM63 164L65 165L64 166V168L66 169H64L63 170ZM74 164V165H73ZM85 164V165H84ZM97 164H99L98 166H97ZM104 164H106V165H104ZM133 165L132 167H133V169L131 168L130 169V165ZM241 166V167H243V166H245L244 168H243V170H245V171H243L242 172V169H241V167L239 166V165ZM248 164H249V166L251 167V168H249V166H248ZM10 165V166H9ZM28 165V166H27ZM33 165V166H32ZM58 165H59V167H58ZM66 165H67V168H75L76 167V169H67L66 168ZM68 165H69V167H68ZM77 165H78V167H77ZM135 165V166H134ZM229 165V166H230ZM262 165V166H261ZM16 166V167H15ZM27 166V167H26ZM30 166L32 167V168H30ZM36 168H35V167ZM43 168H42V167ZM46 166H48V167H46ZM60 166H61V168H60ZM96 166V167H95ZM215 166V169H216V167L218 166L219 168L221 167V165H219V163H218V165H217V163L214 165ZM247 166H248V168H247ZM261 166V167H260ZM12 167V168H11ZM33 167L35 168V169H33ZM45 167V168H44ZM53 167V168H52ZM95 167V168H94ZM107 170V169H109L108 171L109 172H111V173H108V171H106L104 168ZM240 167V168H239ZM9 168V169H8ZM18 170H17V169ZM25 168H27V169H29V170H27V169H25ZM40 168H42V169H40ZM47 168H49V169H47ZM54 168H55V170H54ZM56 168H60V171L61 170H63V171H56L57 169ZM89 168V169H88ZM227 168H230V167H227ZM245 168H247V169H245ZM22 169V170H21ZM45 169V170H44ZM52 169H53V171H52ZM88 169V170H87ZM92 169V170H91ZM93 169H94V171H93ZM97 169V172L95 171ZM103 169H104V171H103ZM212 169H214V167H212ZM240 169H241V171H240ZM259 169V170H258ZM20 170V171H19ZM35 170H37L38 171V174L35 172ZM40 170H41V172H40ZM49 170H51V171H49L50 173H48V171ZM78 170V171H77ZM80 170V171H79ZM111 170V171H110ZM225 170H226V172H225ZM256 170H258V171H256ZM7 171H8V174H7ZM32 171V172H31ZM43 171H45V172H43ZM58 172V173H64L65 171V173L64 174H62L61 175V177H60V174H58V175H56V178H55V173L56 172ZM68 171L69 172H71V173H68ZM84 171V172H83ZM93 171V172H92ZM113 171V172H112ZM248 171V172H247ZM36 173V175H33L34 173ZM74 172V173H73ZM104 172V174H101V173H103ZM17 173V174H16ZM31 173H33V174H31ZM41 173V174H40ZM46 173V174H45ZM53 173V174H52ZM73 173V174H72ZM76 173V174H75ZM77 173L79 174V175H77ZM89 173V174H88ZM96 175H95V174ZM99 173H100V175H101V177H100V175H99ZM106 173V174H105ZM114 173L116 174V173H118V176L116 177V175H114ZM121 173V174H120ZM126 175L125 177H124V174ZM178 173V176H177V179H178V177L180 176L181 178H183L182 176H183V174L180 172V171H178L177 172ZM176 173V174H177ZM239 173H241V175H242V177H240L241 179H239L238 177L239 176H241V175H239ZM244 173H245V175H244ZM249 173V174H248ZM260 173H262V174H260ZM22 174V175H21ZM44 174V175H43ZM47 174H49L48 175V177H47ZM51 174V175H50ZM70 174V175H69ZM123 174V175H122ZM227 174L229 175L230 174V176H227ZM252 174V175H251ZM16 175V176H15ZM20 175V176H19ZM26 175V176H25ZM66 175H67V177H66ZM93 175H95L96 176V178H97V180H96V182H95V179L96 178H94L93 177ZM99 175V176H98ZM103 175V176H102ZM104 175H106V177H104ZM109 175H111V178H109L110 176ZM123 177H122V176ZM182 175V176H181ZM260 175H262V176H260ZM28 176V177H27ZM37 176V177H36ZM52 176H54V178L52 177ZM58 176V177H57ZM63 176H64V178H63ZM94 178V180H93V178ZM109 176V177H108ZM224 176V177H223ZM235 176H237V177H235ZM247 176V177H246ZM250 176H252V179H251V177ZM261 178H260V177ZM23 177V178H22ZM30 177V178H29ZM45 179H44V178ZM65 177H66V181L64 180L65 179ZM74 177H75V179H74ZM88 177V178H87ZM91 177V178H90ZM116 177V178H115ZM120 177H122V178H120ZM127 177V178H126ZM179 177V179H181ZM227 177V178H226ZM229 177V178H228ZM232 177L234 178V179H232ZM245 177H246V179H245ZM259 177V180L257 179ZM7 178V179H6ZM10 178V179H9ZM18 178V179H17ZM22 178V179H21ZM33 178H34V181L31 183V179L33 180ZM61 180H60V179ZM63 178V179H62ZM73 178V179H72ZM82 178H84V179H81ZM109 178V179H108ZM114 178V179H113ZM118 178V179H117ZM53 179L54 180H58L59 181V183H58V181L56 182H54L53 181ZM90 179H92V180H90ZM103 179V180H102ZM120 179V180H119ZM193 179V178H192ZM191 179V180H192ZM223 179H225V181L223 180ZM226 179H228V180H226ZM230 179V180H229ZM256 179V180H255ZM261 179H263V180H261ZM15 180V181H14ZM18 180H20V181H18ZM46 183H44L43 181ZM48 180H50V181H48ZM69 180V181H68ZM79 180V181H78ZM86 180V181H85ZM89 180V181H88ZM100 180V182H98ZM104 180H110L109 182H111V183H109V182H106V181H104ZM123 181V182H120V181ZM223 180V181H222ZM233 180H236V181H233ZM240 180H243L242 182H240ZM255 180V181H254ZM260 181V182H258V181ZM9 181V182H8ZM17 181V182H16ZM61 181V182H60ZM63 181H65L64 182V184H63ZM71 181H72V183H71ZM78 181V182H77ZM93 181V182H92ZM115 181H117V182H115ZM125 181V182H124ZM258 182L257 184H258V187L256 186V184H255V182ZM263 181V182H262ZM7 182V183H6ZM20 182V183H19ZM24 182V183H23ZM27 182V183H26ZM48 182V183H47ZM51 182H54V183H51ZM74 182V183H73ZM80 182V183H79ZM89 182V183H88ZM92 182V183H91ZM104 182H105V184H104ZM112 182H113V184H114V182L116 183V184H114V186L116 187H114L113 185H112ZM119 182V183H118ZM230 182H231V184H230ZM238 182V183H237ZM245 182V183H244ZM249 182H251V184L249 183ZM253 182V183H252ZM262 182V183H261ZM43 183V184H42ZM62 184V187H61V185H60V187L58 186V185H56V184ZM77 183V184H76ZM82 183H83V185H82ZM95 183V184H94ZM96 183H97V185H98V183H100L98 186L96 185ZM103 183V184H102ZM107 183H109V184H107ZM117 183L119 184V186L121 187H119L118 185H117ZM123 183V184H122ZM234 183H236V184H234ZM241 183V184H240ZM246 183H248L249 184V186H250V188H252V190H249L248 189V184H246ZM14 184V185H13ZM48 184V185H47ZM53 184H55L56 186H53ZM70 184V185H69ZM72 184H74V185H72ZM83 186H81V185ZM85 184H88V185H85ZM91 184H92V186H91ZM243 184H244V186H246V188H247V191L249 190V192H253V191H255L256 189V191H258V192H253V193H255V194H253V193H248L245 189V187L243 186ZM255 184V185H254ZM17 185V186H16ZM31 185V186H30ZM45 185L48 187V188H46V190L48 189H50V188H52L53 190H54V192L53 193H55V191H56V193H55V195H57V196H55L53 193H52V191L53 190H49V191H47L46 192V190H44L45 188ZM95 185V186H94ZM103 185H106V186H103ZM110 185H112L113 187H111ZM135 185H136V187H140L141 188V190H139L138 188H136L135 187ZM139 185V186H138ZM145 185H146V183H145ZM233 185V186H232ZM234 185H236V186H234ZM239 185V186H238ZM64 186V187H63ZM78 186V188H75V187H77ZM90 187V189H92V190H90L89 189V187ZM97 186V187H96ZM100 186V187H99ZM107 186H109V188L111 189H109V188H107ZM133 186V188L132 189H134V190H132L131 189V187ZM221 188H220V187ZM224 188H223V187ZM259 186H260V189L261 188H263V189H261V190H259ZM26 188V189H24V188ZM55 187H58V188H61L60 190L59 189H57V188H55ZM73 187V188H72ZM80 187V188H79ZM86 187H87V189H86ZM92 187V188H91ZM93 187H95V189L97 190H95V192L93 191L94 189H93ZM99 187V188H98ZM187 187H190V189L189 188H187ZM242 187V188H241ZM254 187V188H253ZM257 187V188H256ZM44 188V189H43ZM64 188V189H63ZM73 190H72V189ZM101 188V189H100ZM106 188V189H105ZM120 189V191H121V189H122V192L120 193V191H119V189ZM223 188V189H222ZM231 188V189H230ZM232 188L234 189V190H232ZM244 188V190H242ZM66 189V190H65ZM77 189V190H76ZM112 189H114V191L115 190H117V192L116 193H118V197H120L119 199H118V197H117V194L114 192V191H112ZM138 189V190H137ZM239 191H238V190ZM253 189H255V190H253ZM42 190V191H41ZM72 190V191H71ZM87 190H90V192H92L91 194H95V195H91L90 194V192L88 191V193H87ZM99 190V191H98ZM108 190V191H107ZM125 190V191H126ZM137 190V191H136ZM188 190V191H187ZM193 190V191H192ZM202 190V191H201ZM203 190H204V193H203ZM63 191V192H62ZM70 191H71V193H70ZM75 191H77V192H75ZM78 191H80V192H78ZM81 191H83L82 193H81ZM101 191V192H100ZM106 191V193H103V192H105ZM109 191H112V193L114 194H112L111 192H109ZM134 191H136L137 193H135ZM139 191V192H138ZM143 191H144V193H145V195H147L146 197H144L145 195H144V193H143ZM178 191H177V195H178ZM189 191H191V193L189 192ZM231 191V192H230ZM244 191V192H243ZM27 192H29V193H27ZM60 192H61V194L62 195H64L65 193L67 194V196H66V194L64 195V196H62L61 194H60ZM65 192V193H64ZM98 192H99V195H100V198H102V199H100L99 198V195H98ZM134 192V193H133ZM176 192V191H175ZM183 192V193H182ZM186 192V193H185ZM218 192H221V193H218ZM229 192V193H228ZM236 192V193H235ZM238 192V193H237ZM240 192H241V194L242 195H240ZM246 194V196L243 194ZM247 192V193H246ZM40 193V194H39ZM41 193H43V194H47L46 195V197H45V195H43L44 196V199H43V196H42V194ZM48 193H51L50 195L48 194ZM75 193V194H74ZM78 194V198H77V194ZM85 193V194H84ZM107 193H109V194H107ZM111 193V194H110ZM140 193V194H139ZM141 193H143L142 195L143 196H141ZM187 193H189L188 195H186ZM205 193H206V195H208L207 196V200H206V195H205ZM216 193H218V195L216 194ZM231 193V194H230ZM234 193V194H233ZM257 193V194H256ZM261 195H260V194ZM19 194V195H18ZM37 194V195H36ZM71 196H70V195ZM88 194H90V196L88 195ZM105 194V195H104ZM226 194V195H225ZM233 194V195H232ZM247 194H250L249 196L247 195ZM252 194V195H251ZM41 195V196H40ZM55 196V200H53V196ZM76 197H75V196ZM87 195H88V197H87ZM101 195H103L102 197H101ZM106 195H108V196H106ZM114 196V198L117 200H115V199H113V196ZM138 195V197H136V196ZM186 195V196H185ZM202 195H204L205 196V199L203 198L204 196H202ZM229 195V196H228ZM231 195V196H230ZM238 195V196H237ZM14 196V197H13ZM31 198H30V197ZM34 198H33V197ZM111 197V199L112 200H114L113 202H111L112 200L111 199H104L105 197ZM140 196V197H139ZM187 196H189V200H188V197ZM194 196V197H193ZM200 196V197H199ZM202 196V197H201ZM216 196H218V197H216ZM224 196V197H223ZM227 196V197H226ZM233 196H234V198H233ZM257 196H259V197H257ZM260 196L262 197V198H260ZM37 197H38V199H37ZM41 197H42V199L44 200V202H43V200H42V204H37V203H39L41 200H39V199H41ZM58 197V198H57ZM62 197V198H61ZM109 197V198H110ZM142 197V198H141ZM187 197V198H186ZM190 197L192 198V199H190ZM223 197V198H222ZM249 197V198H248ZM5 198V199H4ZM33 198V199H32ZM47 198V199H46ZM67 198V199H66ZM91 198H92V201L94 200V198H95V203H94V201H93V204H95L94 205V208L97 210V214H96V210H94V208H93V204L91 205ZM96 198H97V200H96ZM136 198V199H135ZM197 199V202L196 201H194L195 202V204L194 203H190V202H192V200L193 199ZM211 198V199H210ZM213 198V199H212ZM219 198H221L220 199V201L221 202H219L218 201V199ZM245 198V199H244ZM250 198H252V200H250ZM9 199V200H8ZM27 199V200H26ZM32 199V200H31ZM62 199V200H61ZM75 199V200H74ZM82 199V200H81ZM100 199V200H99ZM121 199V200H120ZM141 199V200H140ZM142 199H144V200H142ZM187 199V200H186ZM202 199H203V203L201 202L202 201ZM210 199V200H209ZM223 199V200H222ZM226 199V200H225ZM243 199V200H242ZM249 199V200H248ZM31 200V201H30ZM34 200H38V202H34ZM51 200V201H50ZM90 202H89V201ZM100 202H99V201ZM102 200V201H101ZM106 200H110V202L111 203H113V204H111L109 201H105ZM137 200L139 201L138 203H137ZM181 200V201H180ZM187 201V202H183V201ZM191 200V201H190ZM200 200V201H199ZM212 200V201H211ZM217 200V201H216ZM243 201V203H242V201ZM256 201V202H254V201ZM259 201V205H258V201ZM10 201V202H9ZM47 201V202H46ZM72 201H74L75 203H73ZM82 201L84 202V203H82ZM86 201V202H85ZM134 201H136L135 203H133ZM199 201V202H198ZM209 201H211V202H213V203H211V202H209ZM223 201H224V203H223ZM234 201V202H233ZM248 201H249V203H248ZM27 202V203H26ZM52 204H51V203ZM60 202V203H59ZM72 202V203H71ZM80 202V203H79ZM89 202V203H88ZM98 202V203H97ZM104 202V203H103ZM108 202V203H107ZM181 202V203H180ZM203 204H201V203ZM205 202V203H204ZM216 202V203H215ZM221 203V204H219V203ZM228 202V203H227ZM245 202V203H244ZM252 202V203H251ZM47 203V204H46ZM76 203H78V204H76ZM86 203H87V206H86ZM105 203L106 204H108V205H106L105 206ZM109 203H110V205H112V206H109ZM182 203H184L183 205H185L184 206V208L187 206V204H192V205H190V206H193L194 207V209L191 207L190 209H189V205H188V207H186V210H184L183 209V205H182ZM196 203H200V205H198V207H196L197 205H196ZM208 203V204H207ZM211 205H210V204ZM231 205H230V204ZM236 203V204H235ZM238 203V204H237ZM250 204V205H248V204ZM255 203H256V205H255ZM262 205H261V204ZM35 204V205H34ZM81 204V206L79 207V205ZM84 204H85V207H84ZM89 204V205H88ZM139 205V208L137 207L138 205ZM205 204V205H204ZM228 204V205H227ZM235 204V205H234ZM253 204V206H251ZM6 205H7V208H6ZM38 205V206H37ZM43 205V206H42ZM48 205H50L49 207H48ZM55 205V206H54ZM72 205V206H71ZM76 205V206H75ZM128 205V206H127ZM131 205V206H130ZM133 205V206H132ZM136 205V206H135ZM195 205V206H194ZM209 205V206H208ZM214 205V206H213ZM218 205H220V207L218 206ZM227 205V206H226ZM238 205V206H237ZM239 205H241V206H239ZM255 205V206H254ZM15 206V207H14ZM39 206H40V209H38L39 208ZM45 206V207H44ZM52 206V207H51ZM92 207V208H90L91 210H92V213L94 212L96 215V219H99V222H98V220L96 221L95 220V218L94 217H92V214H91V212L89 211L90 209H89V207ZM96 206V207H95ZM123 206H125V207H123ZM127 206V207H126ZM165 206H166V208H165ZM168 206V207H167ZM175 208H174V207ZM202 208H201V207ZM222 206V207H221ZM227 207V208H223V207ZM229 206H231V207H233V208H231V207H229ZM248 206H250V207H248ZM256 206H260L259 208L258 207H256ZM71 207V208H70ZM104 207H106V208H104ZM116 211V212H114V215L112 214L113 213V209ZM131 207V208H130ZM135 207H137L138 209L136 210V208ZM164 207V208H163ZM171 207H173V209L171 210ZM178 207V211H180L179 213L177 212V210H175L176 208ZM201 208L200 210L198 209V208ZM229 207V208H228ZM247 207V208H246ZM256 207V208H255ZM10 208V209H9ZM41 208H42V213H40V215H39V213H36V211L37 212H41L40 210H41ZM44 208V209H43ZM48 208H49V210H48ZM58 208V209H57ZM65 208V209H64ZM74 208V209H73ZM80 208V209H79ZM82 208V209H81ZM124 208L126 209L125 211H123L124 210ZM211 208H213V209H211ZM222 208V209H221ZM235 208H238V209H235ZM243 208L244 209H246V210H243ZM249 208V209H248ZM254 208V209H253ZM88 209V210H87ZM134 209V210H133ZM170 209V210H169ZM180 209V210H179ZM187 209H189V210H191L190 212H189V210H187ZM192 209H193V211H195V210H197V211H199V212H197V214L195 213H192L193 211H192ZM217 209V210H216ZM226 209H227V212H228V214H226ZM229 209V210H228ZM235 209V210H234ZM251 209V210H250ZM256 209V210H255ZM261 209H262V211H261ZM6 210V211H5ZM29 210V211H28ZM32 210V211H31ZM39 210V211H38ZM47 210V211H46ZM82 210V211H81ZM85 210H87L86 212H84ZM94 210V211H93ZM100 210H102V211H100ZM120 210V211H119ZM136 210V211H135ZM166 210V211H165ZM183 210V211H182ZM215 210L217 211V212H215ZM222 210V211H221ZM253 210V211H252ZM257 210H259V212L257 211ZM47 213H46V212ZM59 211V212H58ZM62 211V212H61ZM73 211V212H72ZM99 211V212H98ZM109 211V212H108ZM124 212V214H123V212ZM133 211H135V212H133ZM175 211H176V214H175ZM186 211L187 212H189V213H186ZM224 211H225V213H224ZM243 211V212H242ZM246 211V212H245ZM5 212H7V213H5ZM33 212V213H32ZM43 212L45 213V215H43V218L42 219H44L46 222H47V228H46V226H45V229H43V231L41 230H37L36 228H43L42 226H44L45 224H46V222L45 221H43L42 219L40 220V217H42V215L41 214H43ZM48 212H50V213H48ZM74 212H75V215H74ZM79 212H80V215H79ZM87 212H90V213H88V214H90L89 215V218H88V215L86 214ZM102 212L104 213L105 212V214L104 215H108V213H109V216L107 217V215H106V217L105 216H103V214H102ZM112 212V213H111ZM127 212V213H126ZM144 212V211H143ZM174 212V213H173ZM182 212V213H181ZM196 212V211H195ZM236 212L238 213L237 215H236ZM252 212V213H251ZM257 212V213H256ZM262 212V213H261ZM35 213H36V216H35ZM52 213V214H51ZM63 213V214H62ZM67 213H69V215L67 214ZM71 213V214H70ZM78 213V214H77ZM86 214V216H87V218H86V216L84 215V214ZM118 213H120V214H118ZM133 213V214H132ZM134 213H135V216H134ZM136 213H137V215H136ZM166 213V214H165ZM185 213V214H184ZM194 214V215H192V214ZM215 213H218V214H215ZM220 213V214H219ZM225 215H224V214ZM234 213V214H233ZM254 213V214H253ZM51 214V215H50ZM84 216V219H83V216ZM102 214V215H101ZM115 214H118V215H120V216H122V215H124L125 216V218H122V217H118V218H115L114 216H115ZM122 214V215H121ZM128 214H130V215H128ZM139 214H140V216H141V218H139L140 216H139ZM173 214V215H172ZM176 216H175V215ZM177 214H179L178 215V218H177ZM182 214V215H181ZM189 214H191V216H192V218H191V216L189 215ZM213 214V215H212ZM262 214V215H261ZM16 215V216H15ZM46 215H48V216H46ZM49 215H50V217H49ZM57 215V216H56ZM71 215V216H70ZM74 215V216H73ZM94 215V214H93ZM111 215H113V218H112V216ZM117 215V216H118ZM185 217H184V216ZM209 215H211V218H210V216ZM221 215H224V216H222L221 217ZM238 216L237 218H235L236 216ZM241 215V216H240ZM245 216V218H244V216ZM256 215V216H255ZM25 216V217H24ZM35 216V217H34ZM52 216H54V217H52ZM62 217V219H61V217ZM68 217V220H67V218L66 217ZM78 216V217H77ZM81 216H82V218H81ZM90 216H91V218H90ZM99 216V217H98ZM116 216V217H117ZM134 216V217H133ZM138 218H137V217ZM148 216V217H147ZM180 216V217H179ZM183 216V217H182ZM194 216H195V221L197 220V222H195L194 221ZM203 216H204V218H205V216H206V220H203L204 218H203ZM214 218H213V217ZM232 218H230V217ZM234 216V217H233ZM259 216V217H258ZM37 217H39V218H37ZM45 217V218H44ZM64 217V218H63ZM101 217H103V219L101 218ZM128 217V218H127ZM135 217H136V219L138 220H135ZM143 217H144V219H143ZM146 217V218H145ZM191 219V220H189V218ZM199 217H201V218H199ZM208 217V218H207ZM217 217V218H216ZM219 217V218H218ZM226 217V218H225ZM243 217V218H242ZM249 217V218H248ZM35 218H37V219H35ZM50 220H49V219ZM52 218V219H51ZM54 218V219H53ZM86 218V219H85ZM94 218V219H93ZM106 218V220H108L109 222H106V220L105 221H103L104 219ZM110 218V219H109ZM121 218H122V220H121ZM181 218V219H180ZM186 218L188 219V220H186ZM197 218V219H196ZM233 218H234V220H233ZM35 221H34V220ZM38 219L40 220V222L38 221ZM59 219H61V221L59 220ZM83 219V220H82ZM90 220L89 221V223H88V221L87 220ZM93 219V220H92ZM114 219V220H113ZM116 219H117V221H116ZM123 219H124V221H123ZM126 219V220H125ZM134 219V220H133ZM142 219V220H141ZM211 219V220H210ZM219 219V220H218ZM224 219V220H223ZM237 219V220H236ZM3 220V221H2ZM5 220V221H4ZM49 220V221H48ZM52 220V222L54 221H56L55 222V224H54V222L51 224V226H49V222ZM64 220V221H63ZM70 220H72V221H70ZM87 222H85V221ZM102 220V221H101ZM116 221L117 223V225L119 226V228L120 227H122V229L120 228V230H122V232L120 233V230H119V228H118V226H115L116 224H115V222H113V221ZM128 220V223H129V220H130V225L126 222ZM146 220V221H145ZM201 220V221H200ZM32 221H34V223L32 222ZM43 221V222H42ZM82 221H83V223H84V225H83V223H82ZM189 221V222H188ZM203 221V222H202ZM206 221V222H205ZM256 221V222H255ZM263 221V222H262ZM29 222V223H28ZM32 222V223H31ZM35 222H36V224H35ZM37 222H38V224H37ZM41 222L42 223H44L42 226H40L39 224H41ZM58 222V223H57ZM62 222H63V224H64V226H63V224H62ZM71 222V223H70ZM102 222V224H103V226H102V224H100ZM104 222V223H103ZM122 222V223H121ZM123 222H124V226L126 225L127 227H124L123 228V226H122V224H123ZM133 222V223H132ZM137 222V223H136ZM156 222H158V223H156ZM171 222H173V221H171ZM211 222H212V224H211ZM236 222H237V224H236ZM31 223V224H30ZM90 223H92V224H90ZM98 223V224H97ZM127 223V224H126ZM187 223V224H186ZM193 223H195V227H194V224ZM206 223V224H205ZM216 223V224H215ZM33 224V225H32ZM57 224H59L58 226H57ZM67 224V225H66ZM68 224H71L70 226L72 227V228H70V226L68 225ZM80 224V225H79ZM83 226H82V225ZM95 224H97V226L95 225ZM99 224H100V227L101 228H99ZM105 224V225H104ZM108 224V225H107ZM111 226H110V225ZM121 224V225H120ZM136 224V225H135ZM146 224V225H145ZM191 224H193V225H191ZM196 224H198V225H196ZM209 224H211L210 225V227H208L209 226ZM227 226H226V225ZM228 224H229V227H228ZM245 224V227L243 226ZM254 226H253V225ZM21 225V226H20ZM32 225V226H31ZM53 225H55V227L53 226ZM61 225V227H59ZM78 225V226H77ZM181 226V228H179L180 226ZM188 225V226H187ZM204 225H206V226H204ZM219 225V226H218ZM236 225V226H235ZM34 226V227H33ZM36 226V227H35ZM68 226H69V228H68ZM82 226V227H81ZM96 226V227H95ZM111 227V229H110V227ZM136 228H135V227ZM138 226V227H137ZM148 226V227H147ZM192 226V227H191ZM212 226H213V228H212ZM235 226V227H234ZM49 227V228H48ZM50 227H51V229H50ZM56 227H57V229H56ZM64 227H65V230H64ZM78 228V229H80V230H78V229H76V228ZM81 227V228H80ZM92 227V228H91ZM107 228V227H109V230L108 229H104V228ZM151 227V228H150ZM163 227V228H162ZM170 227V229H171V231L168 229ZM194 227V228H193ZM217 227V228H216ZM220 227V228H219ZM68 228V229H67ZM96 228H98V229H96ZM104 230H103V229ZM113 228H114V230H116V232L113 230ZM116 228V229H115ZM127 228V229H126ZM154 228V229H153ZM160 229V231L162 232V234L161 233H158V230L157 231H155L156 229ZM179 228V229H178ZM206 228H208V229H206ZM215 228V229H214ZM229 228H231V229H229ZM255 228V229H254ZM34 229V230H33ZM49 229V231L51 232V230L52 229H55V231L54 232H56V234L54 233V232H51L50 233V235L51 236H53V238L55 239V237H54V235H57V237L59 238V240H58V238L56 237V239H55V243L53 242L54 240H52L53 238L51 237V242H49L50 241V237L48 236L49 234H48V232L49 231H47V230ZM74 229V230H73ZM86 229H89V230H86ZM92 229V230H91ZM94 229V230H93ZM129 229V230H128ZM149 229H151L150 231H149ZM164 230V231H162V230ZM197 229V230H196ZM202 229V230H201ZM212 229V230H211ZM226 229V230H225ZM234 229V230H233ZM246 229V230H245ZM253 229V230H252ZM19 230V231H18ZM59 230V231H58ZM61 230V231H60ZM62 230H64L63 232H62ZM73 230V231H72ZM83 230V231H82ZM100 230H102V231H100ZM125 230V231H124ZM133 230V231H132ZM154 230V231H153ZM169 232H167V231ZM173 230V231H172ZM178 230V231H177ZM183 230V231H182ZM190 230H191V232H190ZM204 230H206V231H204ZM209 230H211V231H209ZM227 230H228V232H227ZM242 230H244V231H242ZM259 230V231H258ZM16 231V232H15ZM21 231V232H20ZM38 231H39V235H37L38 234ZM46 231H47V233H46ZM69 231V232H68ZM94 231H95V233H94ZM97 231V232H96ZM144 231V232H143ZM180 231V232H179ZM182 231V232H181ZM186 231H187V233H186ZM197 231H198V233H197ZM204 231V232H203ZM214 231V232H213ZM251 231V232H250ZM254 231V232H253ZM30 232V233H29ZM34 232L35 233H37V234H34ZM45 232L46 234V237L48 236V240H44L43 242L44 243H47V244H43L41 241L43 240V237L45 236H43V233ZM73 232V233H72ZM78 232H80L79 234H78ZM88 232V233H87ZM90 232V233H89ZM91 232H92V234H91ZM113 232H114V234H113ZM118 232V233H117ZM147 232V233H146ZM151 232V233H150ZM164 232V233H163ZM175 232V233H174ZM208 232V233H207ZM212 232H213V234H212ZM223 232V233H222ZM60 233V234H59ZM67 233V234H66ZM70 233V234H69ZM72 233V234H71ZM94 233V234H93ZM97 233H98V235H97ZM102 235H101V234ZM103 233H106V235L105 234H103ZM107 233H109V235L107 234ZM112 233V234H111ZM133 235H132V234ZM166 233H168V234H166ZM179 233V234H178ZM251 233V234H250ZM256 233V234H255ZM1 234H3V235H1ZM41 234V235H40ZM48 234V235H47ZM60 236H59V235ZM62 234V235H61ZM65 234V235H64ZM73 234H75V235H73ZM82 235V238H81V235ZM86 234V235H85ZM96 234V235H95ZM100 234V235H99ZM116 234H119V235H116ZM152 234V235H151ZM166 234V235H165ZM173 234V235H172ZM188 234V235H187ZM200 234V235H199ZM206 234H207V236H206ZM216 234V235H215ZM228 234V235H227ZM231 234V235H230ZM249 234V235H248ZM9 237H8V236ZM63 235L65 236V237H63ZM67 235V236H66ZM68 235H69V238H68ZM80 235V236H79ZM91 235L93 236V239H92V237H91ZM107 235H108V237H107ZM131 235V236H130ZM167 235H169V237L167 236ZM172 235V236H171ZM177 235V236H176ZM189 235H191V236H189ZM194 235H196V236H194ZM199 235V236H198ZM202 235H203V237H202ZM212 235H214V236H212ZM226 235H227V237H226ZM239 235V236H238ZM245 235H247V236H245ZM251 235V236H250ZM261 235V236H260ZM4 236V237H3ZM33 236V237H32ZM41 236H42V238H41ZM62 236V237H61ZM71 236V237H70ZM73 236H75V237H73ZM77 236H79V238H81V239H77L76 240V237ZM83 236L85 237V238H83ZM94 236H95V240H97V242L96 241H92L91 242V240H94ZM114 236V237H113ZM127 236V237H126ZM134 236V237H133ZM154 236V237H153ZM161 236V237H160ZM165 236V237H164ZM168 238H170V239H167V237ZM171 236V237H170ZM175 236V237H174ZM180 236V237H179ZM210 236V237H209ZM216 236V237H215ZM233 236H234V238H233ZM18 237V238H17ZM35 237V238H34ZM44 238V239H47V238ZM60 237H61V239H63V241L60 239ZM72 237H73V239L74 240H72ZM87 237V238H86ZM119 237V238H118ZM125 237V238H124ZM135 237H136V239H135ZM138 237V238H137ZM158 237V238H157ZM174 237V238H173ZM196 237H198V238H196ZM209 237V238H208ZM220 237V238H219ZM231 237V238H230ZM245 237V238H244ZM253 237V238H252ZM4 238V239H3ZM6 238V239H5ZM32 238H34V239H32ZM64 238H66V239H64ZM68 238V239H67ZM99 238V239H98ZM117 238V239H116ZM163 238V239H162ZM175 239V240H172V239ZM196 238V239H195ZM207 238V239H206ZM237 238V239H236ZM250 238V239H249ZM31 239V240H30ZM42 239V240H41ZM70 239V240H69ZM87 239V240H86ZM91 239V240H90ZM125 239H127V240H125ZM162 239V240H161ZM179 240V241H177V240ZM182 239V240H181ZM199 241H198V240ZM204 239V240H203ZM211 239V240H210ZM213 239V240H212ZM241 239V240H240ZM244 239V240H243ZM4 240V241H3ZM72 243V245L70 244V242ZM79 240H81L82 241V245H81V242L79 241ZM89 240V241H88ZM124 240H125V242H124ZM130 240V241H129ZM168 240V241H167ZM170 240H171V242H170ZM246 240V241H245ZM250 240V241H249ZM37 243H36V242ZM38 241H40V242H38ZM75 241H76V243H75ZM79 241V242H78ZM83 241H85V242H83ZM88 241V242H87ZM107 241V242H106ZM126 241H127V244H125L126 243ZM149 241V242H148ZM175 241V242H174ZM201 241V242H200ZM203 241V242H202ZM206 241V242H205ZM228 241V242H227ZM234 241V242H233ZM236 241V242H235ZM241 241V242H240ZM36 244H35V243ZM53 242V243H52ZM62 242H63V244L65 245H63L62 244ZM94 242H96V243H94ZM109 242V243H108ZM135 242V243H134ZM144 242V243H143ZM160 242V243H159ZM176 242H177V245H176ZM178 242H179V244H178ZM186 244H185V243ZM212 244H211V243ZM245 242V243H244ZM77 244V243H79L80 244V246L78 247V244L76 245V246H74V244ZM85 244V246H83L84 244ZM91 243V244H90ZM106 243V244H105ZM159 245H158V244ZM171 243V244H170ZM181 243V244H180ZM198 243V244H197ZM201 243V244H200ZM223 244V246L221 245V244ZM231 243V244H230ZM28 244V245H27ZM43 244V246H41ZM49 244V247H48V249L49 248H51V249H53L54 247H58V248H55V250L53 249V250H49L48 252H47V250L45 251V249L47 248L46 247V245H48ZM50 244H60L61 245V247H60V245L58 246H53V248H52V246L50 245ZM69 244H70V246H69ZM88 244H90L91 245V247L88 245ZM93 244H95V245H93ZM100 244V245H99ZM105 244V245H104ZM153 244L155 245V246H153ZM238 246H237V245ZM240 244V245H239ZM261 244V245H260ZM34 245V246H33ZM40 245V246H39ZM93 245V246H92ZM128 245V246H127ZM148 245V246H147ZM152 245V246H151ZM161 245V246H160ZM164 245V246H163ZM178 245H180V248L178 247ZM210 245V246H209ZM259 245V246H258ZM2 246V247H1ZM3 246H5L4 248H3ZM26 246H28V247H26ZM64 246V247H63ZM69 246V247H68ZM71 246H74L75 247V249L78 251H76L75 249L73 250L72 248L73 247H71ZM96 246V247H95ZM103 246V247H102ZM122 246V247H121ZM131 246V247H130ZM132 246H133V248H132ZM185 246H186V248H185ZM188 246V247H187ZM192 246V247H191ZM212 246V247H211ZM222 246V247H221ZM230 246V247H229ZM233 246V247H232ZM253 246V247H252ZM257 246L259 247V248H257ZM25 247V248H24ZM35 247H37V248H35ZM40 247H41V249H40ZM42 247L43 248H45L44 249V252H45V254H43L44 252H43V250H42ZM61 248V250H60V248ZM71 247V248H70ZM77 247H78V249H77ZM87 247H89V248H87ZM119 247V248H118ZM129 247V248H128ZM143 247V248H142ZM159 247V248H158ZM164 247V248H163ZM175 247V248H174ZM181 247H183L182 249H181ZM236 247H237V249H236ZM238 247H239V249H238ZM249 247H251V248H249ZM255 247V248H254ZM17 248V249H16ZM19 248V249H18ZM31 248V249H30ZM64 248V251L66 252V254H68L67 256H66V254H64V255H62L63 253H65L62 249ZM65 248H69L70 250H71V253H69L70 251H66V249ZM81 248H83V250L84 249H86V250H82ZM95 248V249H97V250H93V249ZM108 248V249H107ZM111 248V249H110ZM176 248H178V249H176ZM191 248V249H190ZM214 248V249H213ZM222 248H224V249H222ZM247 248H249V249H247ZM261 248V249H260ZM91 249V250H90ZM113 249V250H112ZM140 249V250H139ZM184 249L187 251H184ZM188 249V250H187ZM247 249V250H246ZM4 250L7 252H4ZM27 250H28V252H27ZM38 250H41L39 253L37 252ZM84 252V254H88L87 256L85 255V256H83L84 254H82V251ZM88 250H90L89 251V253H88ZM92 250L95 252H92ZM103 250V251H102ZM108 250V251H107ZM115 250V251H114ZM166 250V251H165ZM229 252H231V253H229ZM250 250V251H249ZM17 251V252H16ZM36 253H35V252ZM57 251H58V253H57ZM61 251V252H60ZM63 251V252H62ZM176 253H175V252ZM181 251V252H180ZM186 252V253H184V252ZM245 251V252H244ZM255 251V252H254ZM263 251V252H262ZM25 252V253H24ZM33 252V253H32ZM47 252V253H46ZM51 252V253H50ZM92 252V253H91ZM113 252V253H112ZM129 252H131V253H129ZM189 252H190V254H189ZM242 254H241V253ZM252 252V253H251ZM10 253V254H9ZM30 253H31V255H30ZM36 255H35V254ZM49 253V254H48ZM61 255H60V254ZM98 253V254H97ZM196 253H198V255L196 254ZM29 254V255H28ZM47 254V255H46ZM51 254V255H50ZM58 254V255H57ZM71 254V255H70ZM91 256H90V255ZM105 254V255H104ZM111 254H113V255H111ZM137 254V255H136ZM167 254V255H166ZM176 254H177V256H176ZM186 254V255H185ZM197 256H195V255ZM232 256H230V255ZM238 254V255H237ZM239 254H240V256H239ZM261 254V255H260ZM40 255H45V256H47V258L45 257V256H40ZM54 257H53V256ZM57 255V256H56ZM110 255V256H109ZM130 255V256H129ZM133 255V256H132ZM147 255V256H146ZM202 255V256H201ZM22 256V257H21ZM39 256H40V258H39ZM54 259H51V257ZM62 256H64V258L62 257ZM114 256V257H113ZM117 256V257H116ZM192 256V257H191ZM195 257V259H194V257ZM201 256V257H200ZM216 258H215V257ZM229 256V257H228ZM241 256H242V258H241ZM256 256V257H255ZM18 257V258H17ZM41 257H44V258H42V260H41ZM48 257L50 258V259H48ZM56 257V258H55ZM98 257V258H97ZM120 257V258H119ZM141 257V258H140ZM147 259H146V258ZM186 257V258H185ZM189 257V258H188ZM238 257V258H237ZM246 259H245V258ZM263 257V258H262ZM61 258H63V259H61ZM72 258V259H71ZM89 258V259H88ZM140 258V259H139ZM171 258V259H170ZM217 258H219L218 260H217ZM227 258V259H226ZM258 258H259V260H258ZM44 259V260H43ZM94 259V260H93ZM110 259V260H109ZM119 259V260H118ZM123 259V260H122ZM125 259V260H124ZM150 259V260H149ZM154 259V260H153ZM157 259V260H156ZM188 259H190V260H192V261H187ZM39 260V261H38ZM61 260V261H60ZM81 260V261H80ZM85 260V261H84ZM86 260H88V261H86ZM127 260V261H126ZM133 260V261H132ZM137 260V261H136ZM145 260V261H144ZM173 260V261H172ZM217 260V261H216ZM234 260V261H233ZM47 261V262H46ZM59 261H60V263H59ZM80 261V262H79ZM205 261H208V262H205ZM219 261H221V262H219ZM239 261V262H238ZM246 261V262H245ZM261 261V262H260ZM13 262V263H12ZM39 262V263H38ZM75 262V263H74ZM96 262V263H95ZM119 262V263H118ZM149 262V263H148ZM172 262V263H171ZM188 262V263H187ZM204 262V263H203ZM217 262V263H216ZM223 262V263H222ZM227 262V263H226ZM238 262V263H237ZM253 262V263H252Z\"/></svg>", "mask_w": 264, "mask_h": 264}]
</instances>
